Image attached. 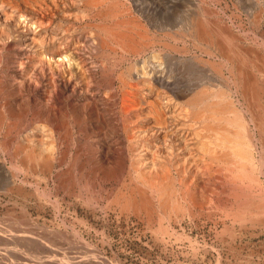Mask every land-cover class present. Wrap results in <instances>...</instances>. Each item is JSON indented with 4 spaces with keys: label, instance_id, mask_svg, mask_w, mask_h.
Segmentation results:
<instances>
[{
    "label": "rangeland",
    "instance_id": "1",
    "mask_svg": "<svg viewBox=\"0 0 264 264\" xmlns=\"http://www.w3.org/2000/svg\"><path fill=\"white\" fill-rule=\"evenodd\" d=\"M6 1L7 0L3 1L2 4L0 3L1 13L6 11L4 13L5 15L0 14L1 19L3 18V16L5 18L4 20H2V25L5 24V26L0 25V29L3 28L2 30H0V36L1 37H2V33H3V37L2 38L0 37V78H2V80H4L2 82L0 80V85H1L0 86V96H1L0 97V110H1L0 113L2 116V117L0 116L1 117L0 121L2 122V123H0L1 124L0 125V129H1L0 130V218H1L0 219V235H1L0 236V264H10V262L13 264H42V263L44 264V262H45V264H46V262L49 263L51 261L50 259H48L49 257L50 258L53 257V259H56L55 260V263H56L60 260L61 261L64 260V258L66 257V254H67V256L70 255L69 258L74 257L77 260V259L83 258V256H86L87 253L89 254V250H90L89 248H91L92 253H90L86 257H90V255H95V256H97V257H95V260L102 262V263L106 262L104 264H238V263L239 264H264V223H261L262 221L261 222L260 221L251 222L250 220H248L246 218H242V216H241L242 214L240 216L237 215V217L238 216L240 217V218L238 217L239 220H237L238 218H236V215L233 217L234 214L243 213V211L246 212V210H248L249 207L251 208L252 204L253 205H252V208L250 209V212L252 214H254L253 212H255V215L258 214L257 211H255L257 206H255L256 204H254L253 202L257 201L258 199H261L260 198L261 196H262V199H264V182H262V181H264V180H262V179H264V178H262V177H264V175L260 174L258 176V182L262 180L261 182L258 183L259 186L257 183H254L255 185L257 184L256 186L253 183L252 184L242 183V186H240V187H242L243 190H241V188L239 190L237 187V184H239V182L236 185H234V183H232L230 181L231 176H230V174H227L228 172H226L225 170H223L221 168L220 169L222 172H220V169H218L219 165L217 166V168H216V166H214V165H217L216 162H215L216 164H214V162L210 164V162L213 160L208 158L207 152H206L205 148H203L204 147L203 142H205L206 138L209 137V134L211 136L210 138H212L213 137L212 133H214V132L212 130V133H210V131H208V129H207V132H209V134L208 133L204 134L206 132L205 129L207 128L206 127L207 124L201 122V120L198 118L196 120L194 119L195 117H193V115L190 114L192 112V110H191V108H188L189 106L187 105V102H186L188 100V97H190V95L192 94V92H195L197 90L200 91V89L201 90H203V89L208 90L207 92H209V93L217 91V90L220 92H223V91L226 93L228 92V94H226V95H228L226 100L231 103L232 107L234 106V108H237V110H239L240 114H242L245 117V122H246V120L248 121V122H246V123H248V130L250 132H252L253 134H255V137H257L258 132L254 129L252 123L248 119L250 117L249 116L250 114L248 113V110L246 111V109H247V105L245 104L246 101L242 97V95L240 94L239 89H237V91L235 90L236 88L234 89L235 86H233V84H232V80H234V79L232 78V75H231L228 67H225L226 64L224 62H222L223 60L221 59V57H219V54H218L219 52L214 49L211 56H208L207 53L204 52V48L208 44L207 41L205 44V42H204L205 40H203V42H201L202 43L201 45L205 44L203 46L204 48H202V50H198L194 46V44H192L193 40H190L191 38L189 36L187 38L188 39L190 38L189 39L190 41L186 38H184V39L180 38L185 43V46H187V47H185V48H187L186 51L182 52V53L181 52L178 53L179 51L174 50L175 52H173L172 49L168 48V51L169 50L170 51L167 54L166 45L172 43L171 45L173 46V42L175 43L174 45H176V42L173 40H170V38L165 37L166 32H177V30H179L180 27H181L180 29H183V28L185 29L186 28L185 27L186 26V24H185L186 19L188 18V16L190 14L196 12V10L198 9V10H201L204 12V16H202L203 20L208 18L207 24L206 23H204V24L207 25L209 30L213 26H214L213 28L215 30L216 29L219 30L221 27H223V25H225V26L228 25L227 28L225 26L223 27L226 29V31L228 29L229 31H231L233 33V35H235V33H236L235 36H237L239 39H241V38L243 39V37L246 38V39L244 38L245 41H239V42H241L240 43L241 46H243V47L245 46L246 48L248 46V49H252L255 46L254 44H257L256 42H258L257 45L261 47L260 50L262 49L261 50L262 53H260V55L258 54L257 57L259 56L258 62H261L262 58H264V57H262V54H264V43L260 42V41H264V29H262V28H264V20H262V19H264V15H262V14L260 15V12L259 13L257 12V10H259V9L256 8L257 7L256 6V0L255 1L254 0H252V1L240 0L241 3H239V0L238 1L237 0H158L160 2H158L157 0H148V1L147 0H134V1L133 0H122V1L117 0L118 1L117 9L116 10L111 9V11L116 12L115 14L118 15L117 19L118 18L120 19V20L119 19L117 20V22L119 21V23L118 24L116 23L117 24L116 27L119 26L120 28H122L121 26H123V24H124L123 28L125 27L126 32L129 33L130 35H133L138 29H139L138 32L141 31V32H144V34L146 33V35H148L147 36L148 37V40H147L148 43L146 41L145 44H149V45H146L145 48H144V44L141 46H139L137 44V42H139V44H140L142 41L140 39L136 38L137 39L136 46L137 47L139 46L142 49L139 52H136L133 54L129 53L127 51H123L120 48L121 43L118 44L117 40H115V42L113 40V43L111 41V47L114 46L112 50L109 48L106 52L100 51L102 46L100 48L98 44L95 45L94 43H96L97 41H100V43L103 42V41H101V38L104 40H109V38L111 39V35L109 34V32H111V29L113 28L114 24H113V21L108 16H104L105 12H103V14L101 15L100 18H99V16L95 15V13L97 12V8L93 9L94 8L93 5H89V6L86 5L85 4L86 2H84L86 0H72V1H74L73 3H71L70 0H62L64 3L61 2V0H60V2L58 0H50V1H52L50 3H49V0H45V1L44 0H28V1L27 0H25V1L21 0V1H23V3H21L20 0L19 1L8 0L10 3L8 1L7 2ZM69 1H70V4H69ZM33 2H35L37 4L35 5ZM169 2H171V3H169ZM4 3H5V5H4ZM14 3L17 5V7H15L16 5L14 6ZM45 3H46V5H44ZM65 3H66V7H64ZM48 4H50L49 5L50 8L46 7V6H48ZM72 4H73V6H72ZM156 4L158 5V7H156L157 6ZM201 4H202V8L200 7ZM29 5H30V8L28 7ZM53 6H54V8H53ZM67 6H69V7H67ZM141 6H143V7H141ZM251 6H253V7H251ZM2 7H4V8H2ZM19 7H20V9H19ZM51 7H52V9H51ZM101 8L104 9V7H101ZM119 8H120L121 13L117 12L119 10ZM127 8H129L130 10ZM205 8H206V10H205ZM25 9H29V14L27 15V17H28L27 19L30 20L33 18V23H29L26 20L24 22L22 20L23 18L19 17V12L25 13L24 12ZM39 9L41 12H39L37 14L35 11H39ZM124 9H126V10H124ZM45 10H47V11L50 10V12H52V13L50 14V13H48L49 11L47 12ZM53 12H55L54 15H53ZM61 12H62V14L65 12L63 17H62ZM83 12H84V14H83ZM130 12H132V14ZM209 12L211 14H212V12H214L215 15H217V14L218 15L215 16L214 13L212 15L211 14L209 15ZM11 13H12V15H11ZM45 13H47V14H45ZM251 13L253 14V16H254V14L255 15L257 14L258 18H257V16H255L256 18H252L253 16ZM7 14H8V17H7ZM43 14L45 16H43ZM148 14H150V15H148ZM87 15H88V17H87ZM9 16H10V18H9ZM74 16H75V18H74ZM94 16H97V19ZM133 16L135 17L133 19L134 25H136L137 22L144 21L145 23L140 22L141 24L138 23L137 25L141 26V28H142V26L145 24L144 25L145 29L146 30L149 29V30L146 31L145 29H143L144 28L143 27L142 28L143 30L140 28H138V29L136 28L137 30L135 31V28H133V26H132L133 24H131L133 22L132 21ZM139 16H140V18H139ZM143 16H145V17H143ZM179 16H181V17L179 18ZM261 16H262V18H261ZM11 17H12V19H11ZM104 17H107L108 19L104 18ZM125 17H127L129 20H130L129 17H131L130 22H125L126 25H125L124 21H122L124 19L125 20L127 19ZM213 17H215V18H213ZM249 17H251L250 19H253V21L249 20ZM176 18H178V19L176 20ZM44 19L46 21L43 22ZM135 19L137 22L135 21ZM89 20L91 21L92 24L93 23L97 24V21H98V26L100 25V27H95V26H97L96 24H93V25L90 24ZM107 20H108V22L110 21L109 24L112 25V27L109 26L110 31H106V30H108L107 25H109ZM145 20L146 21L152 20L153 22L150 23V22H146ZM55 21L58 23V25L56 24ZM126 21H128V20H126ZM208 21H209V23H208ZM41 22H42V24H41ZM45 22H47L48 24H46ZM78 22H79V24H78ZM204 22H206V20ZM255 22L259 23V24H255ZM127 23H128V25H127ZM155 23H156L157 28H156V26H154ZM177 23H178V25H174ZM227 23H229V24H227ZM59 24H60V26H59ZM181 24L182 25L184 24V25L182 26ZM211 24H212V26H211ZM234 24H236V25H234ZM53 25H55V26H53ZM149 25H151V26H149ZM166 25H168V26L166 27ZM238 25L239 26L241 25V26L239 27ZM93 26H94V28H93ZM130 26H132L131 27L132 29L130 28ZM174 26H176V29ZM110 27H111V29H110ZM128 27H129V29H128ZM165 27L168 29H166ZM92 28L94 30H92ZM95 28H97V29H95ZM123 28L122 29H116L115 28V29L125 33L124 32L125 30ZM213 28H211V30H213ZM253 28H256V29H253ZM85 29H86V31L90 30V33H89V31H88V33H86ZM113 29H112V31H113ZM115 29H114V31H115ZM169 29H172V30L170 31ZM96 30L98 32V35H96L97 34V32H95ZM100 30L101 31L103 30L104 32L103 31L101 32ZM215 30H213L214 32L212 31V33L214 34V36H216V39L219 37L223 41V44L226 43V39H224V38H227V35L220 32V30L219 31L217 30L218 32L217 31L215 32ZM235 30H237V31H235ZM255 30H256V32H255ZM259 30H260V32H259ZM67 31L70 32V34L67 33ZM92 31H94V32H92ZM64 32H66V33H64ZM131 32L132 33L134 32V33L132 34ZM149 32H151L153 35H156V36H152V34H150ZM244 32L246 35L244 34ZM93 33H94V35L92 36ZM101 33H103L104 38L101 37V35H102ZM217 33H221L222 35H220V34L218 35ZM47 34L49 37L47 36ZM99 34H100V36H99ZM107 34H109L108 35L109 38H107ZM21 35H25L27 41L30 43L33 39L34 44H37V45H34V46L33 45L32 46L24 45L23 46V44L18 39V36H21ZM86 35H87V37L88 36L89 37L87 38ZM149 35L152 37L151 39L155 38L153 43H151L152 40L149 39ZM255 35H256V38L254 39ZM158 36H161V37L158 38ZM30 37H32V39ZM45 37L46 38L48 37V39H46ZM50 37H52V38H50ZM92 37H94V39L96 38V41L95 40L91 41V39H93ZM135 37H137V34H135ZM261 37H262V39H261ZM4 38H7V39H4ZM156 38H158V39H156ZM251 38L253 41L251 40ZM35 39L37 41H35ZM82 39H83V41L81 42ZM180 39H179L178 45L182 44V41ZM249 39L251 40V42ZM5 40H7V41H5ZM49 40H51V41H49ZM57 40H59V41H57ZM149 40H150V42H149ZM40 41L42 43L41 46L38 45V44H41V43H38ZM42 41H45V42L43 43ZM155 41H157V42H155ZM161 41H162V43L167 42L166 45L159 43ZM62 42H64V43L66 42V44H64ZM88 42H92V44L88 43ZM180 42H181V44H180ZM67 43H68V46H66ZM84 43H86V44H84ZM55 44H58V45H55ZM69 44H71V45H69ZM108 44H110V43L108 42ZM247 44H250V45H247ZM90 45H92V46H90ZM158 45L159 46L161 45V46L158 47ZM191 45H193L194 47L193 46L191 47ZM57 46H59V47L56 48ZM151 46L153 49L151 48ZM224 46H225V44H224ZM249 46H252V47L249 48ZM17 47H19V48H17ZM44 47H45V49H43ZM93 47H95V49H93ZM200 47H202V46H200ZM20 48H21V50H20ZM24 48H26V49H24ZM91 48L93 51H91ZM97 48H100V49L97 50ZM157 48H159V49L157 50ZM37 49L40 51H37ZM56 49H58V51H56ZM253 49H256V48L254 47ZM225 50H226V48H225ZM41 51H44V53ZM88 51H89V53H88ZM228 51H229V48L227 49V52ZM38 52L39 53L41 52V53L39 54ZM55 52H56V54L60 52L59 54H62V57H61V55L60 56L56 55ZM93 52H95L96 56H95V54H93ZM192 52L194 54H197L196 55L197 58L196 57L192 58V57H194V56H192L193 55ZM118 53H119V55H118ZM151 53L156 54V55L159 54L160 56L158 55L156 57V55H154L156 58L154 57V59H152L153 54H151ZM169 53L172 54V57ZM21 54H23V55H21ZM99 54H100V56H99ZM41 55L44 57H42ZM38 56H40V57H38ZM49 56H51V57H49ZM134 56L135 57L137 56V57L135 58ZM138 56H140V57H138ZM148 56H150V57H148ZM165 56H167V57H165ZM246 56L250 57V54H248ZM160 57H162V58L160 59ZM251 57H253L252 54H251ZM50 58H53V59H50ZM157 58H159V59H157ZM173 59H175V61ZM182 59H183V62H182ZM198 59H200V61ZM201 59L203 60L202 62H201ZM188 60H190V61H188ZM207 60L210 61L211 63H207ZM15 61H17V62H15ZM105 61H106V63H105ZM109 61H110V63H109ZM214 61H216V62H214ZM220 61L224 64L221 65L222 63ZM18 62H19V64L21 62L22 65H18ZM216 63L217 64L221 63L220 64L221 67H219ZM215 64H216V66H215ZM144 65H146V66H144ZM105 66H106V69H105ZM211 66L212 67L214 66L213 68L216 67V69H218V70L221 69L222 71L217 72V70L213 69ZM222 66H223V68H222ZM217 67H219V68H217ZM224 67L228 70L224 69ZM110 68H111V70H110ZM163 68H164V70H162ZM111 71H113V72H111ZM225 71H227V72H225ZM108 72H110L109 75H108ZM139 74L141 76L140 79H143L146 77L145 83L148 86L146 85L145 88H151L152 87L154 89L153 94L148 93L146 90H141V89L139 90V87H141L139 82H138L140 80V79L138 80ZM157 74H158V77H157ZM211 75H213L214 77ZM215 75H216V77H215ZM230 75H231V77H230ZM128 76H129V79H128ZM142 76H144V77H142ZM228 76L232 79L230 80V78ZM13 78L17 81V83H16V81H13V82H15V84L12 82V80H14ZM90 78H92V79H90ZM106 78L109 79L111 82L109 80H107ZM134 78H136V79L134 80ZM9 79H10V81H9ZM17 79H19V80H17ZM149 80H152V81L149 82ZM7 81L10 82V84ZM18 81H20V82H18ZM106 81H109L111 85L109 84V82H106ZM130 81H131V83H128ZM159 81H160V83H159ZM133 82H134V85H132ZM136 82H138V83H136ZM19 83H20V85H19ZM135 83H136V85H135ZM166 83H167V85H166ZM7 84H9V85H7ZM137 84H139V86ZM151 85H154V86H151ZM215 85L216 86L218 85V86L216 87ZM220 85L222 86V88L224 90L221 88ZM50 86H51V88H50ZM111 86H113V87H111ZM133 86H134V88H132ZM137 86H138V88H137ZM211 87H212V91L210 92L209 90L211 89ZM13 88L14 89L16 88L18 90H16V89L14 90ZM128 88H129V90H127ZM225 88H227L229 90H227ZM156 90H157V92H156ZM111 92H113V93H111ZM126 92H133V93L129 94ZM143 93H144V95H143ZM231 95H232V97H230ZM155 96H157V98H158V99L156 98V101H154ZM236 97H237V100H236ZM241 99H242V101H241ZM123 100L126 101L125 104L122 103ZM149 100H151V101H149ZM162 101H164V102L166 101L165 102L166 104ZM158 102H160V104ZM237 102L239 103L238 106L236 105ZM128 103L132 104V105H128ZM11 105H12V107H10ZM134 106H135V108H134ZM148 106H150V109H148L149 108ZM182 106H183V108H182ZM128 108H132V109H128ZM178 108H180V109H178ZM165 109H166V111H165ZM173 109L174 110L176 109V110L174 111ZM158 110H160V111L156 112ZM151 111H153V113ZM169 111H170V113H169ZM171 111H172V113H171ZM2 113H4V114H2ZM57 113L59 116L57 115ZM172 114H173V117H172ZM17 115H19V117ZM187 115H189V116L187 117ZM139 116H140V118H139ZM135 117H138V119H136ZM174 117L176 120L174 119ZM183 117H186V118H183ZM156 118H158L160 121H158V119H156ZM180 118L181 119L183 118V119L180 120ZM53 119H55V123H54V121H52ZM191 119L195 120V121H192ZM156 121H157V123H156ZM165 121H166V124L164 123ZM185 121H187V122H185ZM61 122H63V123H61ZM160 122H161V124H160ZM9 123H11V124L9 125ZM125 123L127 124V126L125 125ZM57 124H58V126H57ZM140 124L144 125L142 127V129L139 128ZM156 124H158L161 127L163 126L164 128L166 127L165 132H163V130H164L163 128L156 127V126H158ZM163 124H165V126ZM203 124H205V125H203ZM183 125H184V127H183ZM12 126L13 127L16 126L17 129H15V127H14V129L11 128ZM135 126H136V128H135ZM145 126H146V128H145ZM185 126H188V127H185ZM203 126H205V127L203 128ZM213 126H216V125H214V123L208 124L209 130L211 127L213 128ZM41 127H43V128H41ZM137 127L139 130L137 129ZM169 127H171V128H169ZM179 127H181V128H179ZM10 128L13 129V131L11 130L9 133L7 131H9ZM52 128H54V129H52ZM153 128H156V129L160 128V129H158L159 130L158 131V130L153 129ZM2 129H5L7 131L2 130ZM57 129H59V130L57 131ZM130 129L133 130L132 133L130 132L131 131ZM144 130L146 131V134H144L145 133ZM199 130H201V132ZM134 131L138 132V133H135ZM11 132L14 134H12ZM66 132H68V135ZM129 132L131 135L137 134L138 137L140 136V133H141V136L139 138L137 137L138 140L133 139L131 142H129L127 140V135H126ZM167 132H169V133H167ZM172 132H174V133L172 134ZM189 132L191 133V135ZM183 133L186 135H184ZM195 133L197 135H200L201 133L202 134H201V136H196ZM260 133H259V135H260ZM170 134H171V136H170ZM180 134H181V136H183L182 138H179ZM146 135L147 136L149 135V136L147 137ZM163 135L164 136L166 135L167 137L166 136H165L166 138L162 137ZM176 135H179V137ZM189 135H190L191 139L188 137ZM204 135H205V137H206V135H208V137L204 138ZM18 136H19V138H18ZM261 136H264V135L261 134ZM6 138H7V140H6ZM26 138H27V140H26ZM202 138H204V139L202 140ZM39 139L41 140V142L39 141ZM55 139H57V140L52 141ZM160 139L162 141L164 140L165 144L162 143V141ZM185 139L189 140V141H186ZM257 139L258 138H256L255 140L253 139L254 143L259 144V146L257 144L258 147L256 146V150H254V151H256L255 156L257 155V152L259 149L264 148V144H262L264 142L259 141L261 143L260 144L259 142H257L258 141ZM262 139H264V137H262ZM208 140L209 139H207V141ZM196 141H197V144L195 143ZM199 141H201V142L203 141V142L201 143ZM29 142L33 146L36 143H38V144H36L34 146L36 148H34V147H32L31 144L29 145ZM54 142H56V143H54ZM173 142H175L174 145H173ZM4 143H6L7 145ZM17 143L26 144L25 148H26L27 153L25 151V148L23 149V145H21V144H18V145H21L20 146L21 149L19 148V146H17L19 149L16 148L15 145H17ZM153 143H154V145H151ZM157 143H158V145H157ZM184 143H187V144L184 145ZM3 144L6 147H4ZM39 144L41 146H39ZM49 144L50 145L52 144V146H53V149H52L53 151L50 153H49V151H51L52 146H49ZM132 144L133 145L135 144L134 145L135 147ZM155 144L157 147L155 146ZM159 144H162V145H160V147H159ZM163 144L166 146V148H168L167 150H164L165 146L163 148L162 147ZM189 144H190V146H189ZM195 144L197 145V147L195 146ZM200 144H203V146ZM141 145L145 149L142 148ZM136 146L137 147L139 146V148H137ZM176 146L177 147L179 146V148H177ZM182 146H183V149H182ZM260 146H262V148ZM2 147L4 148V151H3ZM13 147L15 148V150L12 149ZM31 147H32V149H31ZM37 147H40V148H37ZM44 147L45 148L47 147L46 150L44 149ZM198 147L200 148V151L203 149L202 150L203 153L198 151L199 150ZM28 148L30 150V153L36 152V153H34V155L32 154L31 157H29L30 153H28ZM96 148L99 150H96ZM136 148L138 151L136 150ZM22 149L24 152L22 151L20 153V150H22ZM146 149H148V150H146ZM175 149L178 152L175 151ZM18 150H19V153H18ZM56 150L59 151V154H58V151H56ZM133 150H135L137 152H133ZM144 150L149 151V152L146 153V151H144ZM13 151H17V152H13ZM43 151H45V152H43ZM54 151H56V152H54ZM129 151H130V154H129ZM139 151L141 153H139ZM164 151H166V152H164ZM217 151H218V149L214 152H217ZM41 152H43V153H41ZM191 152H193V153H191ZM11 153H13V154L17 153V154H16V156H13V154H11ZM45 153H46V156L49 154L47 157V158H49L48 160L45 159L46 158ZM189 153L192 154L191 155L192 157L190 156ZM19 154L21 156H19ZM42 154H44V156ZM178 154L180 156H178ZM36 155H38V156H36ZM39 155L41 157L42 156L43 157L41 158ZM33 156L35 158L37 157L38 160L36 161V159H35L31 165L30 162L33 161V159H34ZM63 156H65V158H63ZM200 156H203V157H200ZM20 157L22 158L21 161L22 160L26 161L29 157V159L27 160L28 162L26 161L25 163H23L26 166H22L23 164H21V163L23 161L19 162L18 159H20ZM39 157H40V159H39ZM51 157H53V158H51ZM179 157H180V159H179ZM194 157H195V159H194ZM184 158H185V160H184ZM202 158H204V159H202ZM56 159H58V160L56 161ZM144 159L145 160L147 159L146 160L147 162L146 161L144 162ZM169 159H170V162H169ZM191 159H192V162L190 163ZM137 160H138V163L140 162L139 164H137ZM151 160H153V162ZM182 160H184L183 161L184 165L182 164L183 166H180ZM187 160H189V161H187ZM38 161H39V163H38ZM42 162L43 163L46 162V164L44 165V164H42ZM175 162H178V163H175ZM187 162H189L188 163L189 165L186 164ZM201 162H204V163H201ZM206 162L207 163L209 162L208 164H210L211 166L206 164ZM134 163H136V164H134ZM174 164H179L178 167H180V168H178ZM204 164L208 165L207 168ZM138 165H139V167H138ZM152 165H154V167ZM159 165H160V167H159ZM192 165H194V166H192ZM196 165L200 169L202 166V170L197 169V168L195 170L194 167H196ZM28 166L32 169H29ZM42 166H43V169H42ZM150 166H152L151 167L152 169H150ZM190 166L192 167V169L189 170ZM14 167L17 170H15ZM47 167H49V168H47ZM80 167L82 168V170ZM134 167H135V169H134ZM146 167L150 170V172H148L149 171L148 169H147V172L145 171ZM165 167H166V170H168V171L164 170ZM183 167H185V168H183ZM204 167H205V169H203ZM181 168H183V169H181ZM212 168L214 171H212ZM47 171H48V173H47ZM137 171H139L140 173ZM142 171H145L146 173L145 172L142 173ZM193 171H194V173H193ZM202 171H204L203 176L201 174ZM208 171L210 173H208ZM211 171L214 173H212ZM67 172H69V173H67ZM177 172H179L180 175ZM195 172H196V175H194ZM223 172L224 173L226 172V173L224 174ZM11 173H12V175H10ZM138 173L142 176H145V175L147 176V174L150 175L147 177H148V179L151 177L152 181L150 179H149L150 180L149 181L145 177L146 182L142 181L143 183L141 185V183H139V182H141L140 180H142L144 178L141 179L138 176H136ZM116 174H118V176ZM159 174L162 175V178H161V176H159ZM170 174H172V175H170ZM189 174H191V175L189 176ZM168 175H169V180L171 182L168 181ZM225 175H227V176H225ZM155 176H157V177H155ZM198 176H200L201 178L198 179ZM60 177H61V179H60ZM114 177H116V179ZM178 177H180V178H178ZM217 177H219V178H217ZM57 178H58V180H57ZM154 178H156V180ZM214 178H216V179H214ZM87 179H88V181H87ZM67 180H70V181L67 182ZM154 180H155V182H154ZM162 180H163L164 184H166L165 185L166 187H169L170 190L173 187V190H174L173 192H171L172 193L171 195L174 197H172V196L170 197L169 195L167 197H170L172 201L175 200L177 202V203L172 202L171 200L167 201V204H165L167 209L165 206H164L165 209H163V207L160 205L161 203L159 202V199H156L157 196L153 195L152 193H151L152 194L151 195L149 193L152 191L153 188H155L156 185L161 184L159 182H162ZM176 180H177V182H180V183L175 182ZM185 180H187V181H185ZM206 180L207 181L209 180V181L207 182ZM226 180H228L229 182ZM57 181H59L60 183L59 182L57 183ZM65 181H66V183H65ZM172 181H174V182H172ZM167 182L170 183V186H167L168 185ZM137 183H138V185L140 184L139 187L142 188V191L145 193V195H147V198L150 197V199L148 198V200H150V201H149V203H147L148 205H146V206H144V205L142 206L141 202L139 201V200H143L144 195H142V192H141V195L139 194L140 196L137 193L134 194L135 196L131 194L132 190H130V189L134 190V187L137 186L136 185ZM172 183H174V184H172ZM84 184H85V186H84ZM150 184L152 185V188H151ZM222 184H225L226 187H225V185H222ZM245 184H247V185H245ZM228 185H230V186H228ZM232 185H234L233 189H236L235 191H238V192H236L237 194L239 193V191H241L240 196H238L239 194L238 195L236 194V196H235L236 200L233 197L235 191L234 190L231 191ZM251 185H253V186H251ZM146 186H148V187H146ZM149 186H150V188H149ZM245 186H247L248 188L249 187H251V188L248 189ZM257 186H258V189H256ZM215 187H216V189H215ZM178 188H181V189H179V191H178ZM228 188L230 191H228ZM170 190L166 191L167 193L165 195L169 194ZM215 190H216V192H215ZM251 190H252V192H250ZM256 190H257V192H255V194H253L254 191H256ZM261 190H262V192H261ZM23 191L25 194H23ZM211 191H212V193H211ZM223 191L225 193H222ZM242 191H244L245 193H243ZM174 192H175V194H174ZM230 192L232 195L230 194ZM120 193H121V195H120ZM125 194L128 196H126ZM179 194H180V196H178ZM258 194H260L261 196ZM242 195H244V196H242ZM247 195H249V197H251V199L250 198L245 199V197L246 198L248 197ZM253 195H255V197L258 199L252 197ZM132 196H134L136 198V199L133 198L135 201L131 200ZM151 196L153 198H151ZM176 196L178 197V199ZM210 196H211V199H210ZM216 196L217 197L219 196L218 197L219 199L216 198ZM179 197L181 199H179ZM232 197L235 200V203H236V201L237 202L239 201V204L238 203L235 204L233 202L234 200H232ZM183 198H185V199H183ZM239 198L243 199L245 202H243ZM253 198H254V200H253ZM129 199L131 200L132 204H134L133 202H136V204L138 202L137 206H135L136 208L134 207L135 209H132L133 205L131 206L130 202L126 203L128 208H125L124 203H125V201L127 202V200H129ZM216 199H218V200H216ZM121 200H123V201H121ZM145 200H146V198H145ZM181 200H182V202H181ZM196 200H198V202ZM248 200H249V203L251 202L250 204L247 203ZM221 201L224 203L226 202V203L222 204ZM261 201H264V200H261ZM172 203H175V205H177V207ZM244 203H246V204H244ZM255 203H258V201ZM128 204H130V205H128ZM170 204L173 206L171 207ZM194 204H196V205H194ZM122 205H124L123 208H122ZM240 206H242V207H240ZM129 207H131V208H129ZM138 207L139 208L141 207V209H139ZM146 207H147V209L150 208V211L148 210V212H147V210L145 209ZM173 207L177 208V209L179 208L180 211H181V208L183 210V207H184V210L181 212H177V209L176 210L173 209V211H172ZM152 208L156 209L157 211L154 209L152 210ZM158 208L161 210H159ZM130 209H132V210H130ZM144 209L146 211H144ZM163 210H164V212H163ZM131 211H133V212H131ZM151 211H152V213H151ZM154 211H155V213H154ZM171 211L173 213H170ZM262 211H264V210H262ZM140 212H142V213H140ZM261 212L259 211V213H261ZM226 213H227V215H225ZM147 214L150 218H148ZM151 214L153 215L154 220H153L152 216H150ZM157 214H158L159 218L161 216L160 219L158 217H156ZM164 214H166V215H164ZM262 217H264V216H262ZM157 218H158V220H157ZM162 218H163V220H162L163 222H161ZM222 219H223V222H222ZM242 220H245V221H242ZM230 221H231V223H230ZM249 222H251V224H254V225L249 224ZM225 224L227 226V228H226L227 230L224 228ZM238 224H240V225H238ZM245 224H246V227L244 226ZM28 225H29V227H28ZM158 225L160 226L159 228H158ZM164 225H165V227H164ZM164 228H165V230H164ZM27 231H30V233ZM155 231H156V233H155ZM19 232H21V233L23 232L22 235L19 234ZM164 232H166V234H164ZM158 233H159V235H161V233H163V234L161 236H159V235H157ZM153 234L156 235L157 237L156 236L153 237ZM23 235L29 236L28 238H30L31 240L20 239V237H22ZM77 237H78V239H77ZM50 239H52V240H50ZM158 239H159V242L157 241ZM48 240L50 242L51 241L52 242L50 243ZM165 240H166V242H164ZM72 241H73V243H72ZM74 241H76V242H74ZM79 242H81V243H79ZM64 245H65V247H64ZM8 246H9V248H8ZM15 248H17V249H15ZM54 249L57 251H55ZM21 250L23 252H20ZM29 250H31V251H29ZM2 253H4V254H2ZM8 253H10V254H8ZM69 253H71V254H69ZM27 255L28 256L30 255V256L28 257ZM34 256H36V257H34ZM45 256H49V257H45ZM39 257L41 260H39ZM60 257H62V258H60ZM29 258H30V260H29ZM34 258H36V263H35ZM69 258L66 257V259H69ZM91 259H94V257H92ZM102 259H105L106 261L102 260ZM19 261H21V262L19 263ZM53 263H54V260L52 261V264ZM58 263H60V262H58ZM49 264H51V263H49ZM98 264H100V263H98Z\"/></svg>",
    "mask_w": 264,
    "mask_h": 264
},
{
    "label": "bare ground",
    "instance_id": "2",
    "mask_svg": "<svg viewBox=\"0 0 264 264\" xmlns=\"http://www.w3.org/2000/svg\"><path fill=\"white\" fill-rule=\"evenodd\" d=\"M3 1H5V0H0V3L2 4L3 3ZM8 1V0H7ZM6 1V2H7ZM16 1H19V0H16ZM21 1V0H20ZM25 1V0H24ZM28 1V0H27ZM45 1V0H44ZM59 2H60V0H58ZM71 1V3H73L74 1H72V0H70ZM70 1H69V4H70ZM122 1V0H121ZM134 1V0H133ZM148 1V0H147ZM158 1V0H157ZM238 1V0H237ZM250 1H252V0H250ZM255 1V0H254ZM9 2V1H8ZM37 2V1H36ZM50 2H52V1H50L49 0V3ZM61 2H63L62 0H61ZM83 2V1H82ZM84 2H86L85 4L86 5H93L94 6V8L93 9H96L97 8V12L95 13V15H97V16H99V18L101 17V15L103 14V12H105L104 13V16H108L112 21H113V24H114V26H113V28L115 27L116 29H122L123 28V26H124V24H123V26H121L122 28H120L119 26H117L116 27V25L119 23V21L117 22V20L119 19H117V17H118V15L117 14H115L116 12H114V11H111V9H114V10H116L117 9V7H118V1L117 0H86V1H84ZM129 2V1H128ZM141 2V1H140ZM144 2V1H143ZM152 2V1H151ZM155 2V1H154ZM158 2H160V1H158ZM172 2V1H171ZM171 2H169V3H171ZM203 2V1H202ZM216 2V1H215ZM10 3V2H9ZM21 3H23V1H21ZM35 5L37 4V3H35V2H33ZM47 3V2H46ZM46 3L44 4V5H46ZM64 3V2H63ZM67 3V2H66ZM66 3H65V6L64 7H66ZM218 3V2H217ZM239 3H241V1L239 0ZM251 3V2H250ZM27 4V3H26ZM32 4V3H31ZM56 4V3H55ZM158 4V3H157ZM156 4V5H157ZM4 5H5V3H4ZM16 4L14 3V6H15ZM19 5V4H18ZM25 5V4H24ZM23 5V6H24ZM50 4H48V6H46V7H49L50 8V6H49ZM52 5V4H51ZM68 5V4H67ZM123 5V4H122ZM133 5V4H132ZM137 5V4H136ZM147 5V4H146ZM197 5V4H196ZM195 5V6H196ZM245 5V4H244ZM12 6V5H11ZM13 6V7H14ZM20 6V5H19ZM70 6V5H69ZM69 6H67V7H69ZM72 6H73V4H72ZM71 6V7H72ZM92 6V7H93ZM207 6V5H206ZM209 6V5H208ZM243 6V5H242ZM256 8L257 9H259V10H257V12L259 13L260 12V15L262 14V15H264V0H256ZM15 7H17V5L15 6ZM29 8H30V5L28 6ZM40 7V6H39ZM58 7V6H57ZM62 7V6H61ZM101 7H104V9L103 8H101ZM126 7V6H125ZM139 7V6H138ZM141 7H143V6H141ZM156 7H158V5L156 6ZM164 7V6H163ZM191 7V6H190ZM198 7V6H197ZM196 7V8H197ZM200 7L202 8V4L200 5ZM210 7V6H209ZM212 7V6H211ZM249 7V6H248ZM251 7H253V6H251ZM2 8H4V7H2ZM1 8V9H2ZM36 8V7H35ZM45 8V7H44ZM53 8H54V6H53ZM135 8V7H134ZM155 8V7H154ZM255 8V9H256ZM8 9V8H7ZM19 9H20V7H19ZM41 9V8H40ZM40 9H39V11H35L37 14L39 13V12H41L40 11ZM51 9H52V7H51ZM50 9V10H51ZM56 9V8H55ZM127 9H129V8H127ZM169 9V8H168ZM209 9V8H208ZM35 10V9H34ZM50 10H45V11H47L48 13H52V12H50ZM61 10V9H60ZM64 10V9H63ZM88 10V9H87ZM124 10H126V9H124ZM130 10V9H129ZM128 10V11H129ZM183 10V9H182ZM198 10V9H197ZM196 10V12H194V13H192V14H190L189 16H188V18L186 19V28L184 29H180L179 28V30H177V32H166L165 33V37L166 38H170V40H173V41H175L176 42V45H174L175 43L173 42V46L171 45V44H167L166 45V43L167 42H164V43H162V41L161 42H159V43H162V44H165L166 45V47H167V54H168V52L170 51H168V48L169 49H172V51L173 52H175V51H179L178 53H182V52H185L186 51V49L187 48H185V47H187V46H185V43L181 40L182 38L184 39V38H186V39H188L187 37L189 36L190 38V40H193L192 41V44H194V46L198 49V50H202V48H204L203 46L206 44V41L208 42V44H207V46H205V48H204V52H206L207 53V55L208 56H211L212 55V52L214 51V49L216 50V51H218L219 53V57H221V59L223 60L222 62H224L225 64H226V66L225 67H228V69H229V71H230V73H231V75H232V78L234 79V80H232V84H233V86H235L234 87V89L237 91V89H239V91H240V94L242 95V97L245 99V101H246V105H247V109H246V111L248 110V113L250 114L249 116V120H250V122L252 123V125H253V127H254V129L258 132V136L257 137H255V134H253L252 132H250L249 130H248V123H246V122H248L247 120H246V122H245V117L242 115V114H240V112H239V110H237V108H234V106L232 107L231 106V103L229 102V101H227L226 100V98L228 97V95H226V94H228V92L226 93V92H220V91H214V92H211L212 91V87H211V89L209 90L211 93H209V92H207L208 90H201L200 89V91L199 90H197V91H195V92H192V94L190 95V97H188V100L186 101L187 102V105L189 106L188 108H191V110H192V112L190 113V114H192L193 115V117H195L194 119L196 120L197 118L198 119H200L201 120V122H203V123H206L207 125H206V129H205V133L204 134H209V132H207V129H208V131H210V133H212V130H213V132L214 133H212L213 135V137L212 138H210L211 136H210V134H209V137H208V135H206V137H208V138H206L205 137V135H204V138H206V140H205V142L207 141V139H209L206 143L205 142H203V144H204V147L203 148H205V150H206V152H207V155H208V158L209 159H211V160H213V161H211L210 162V164L211 163H213L214 162V164H216L217 163V165H214V166H216V168H217V166L219 165V168L218 169H223V170H225L226 172H228L227 174H230V176H231V179H230V181L232 182V183H234V185H236L238 182H239V184H237V187H238V189L240 190V188H241V190H243L242 189V187H240V186H242V183H248V184H254V183H259V182H261L262 180H264V179H262L261 181H259L258 182V176L260 175V174H262V175H264V148H262V146H260L262 149H257L258 150V152H257V155L255 156V152L256 151H254V150H256V146H257V144L258 143H254V141H253V139L255 140L256 138H258L257 140V142H264V139H262V137H264V136H261V134L262 135H264V58H262V60H261V62H258V58H259V56L257 57V55L259 54L260 55V53H262L261 52V50H260V46H258L257 44H258V42H256L257 44H254L255 46V48L256 49H248V46H247V48L244 46H241V42H239V41H245V37H243V39L241 38V39H239L237 36H235L236 35V33H235V35H233V33L231 32V31H229L228 29H227V31H226V29L225 28H223L225 25H223V27H221L219 30H220V32H222V33H224V34H226L227 35V38H224V39H226V43H224L225 44V46H224V44H223V41L218 37L217 39H216V36H214V34L212 33V31L213 30H215L213 27H211V28H213V30H211V28H210V30H209V28L207 27V19H205L206 20V22H204L205 20H203V18H202V16H204V12L203 11H201V10H198L197 11ZM205 10H206V8H205ZM10 11V10H9ZM12 11V10H11ZM52 11V10H51ZM62 11V10H61ZM86 11V10H85ZM108 11V12H107ZM123 11V10H122ZM141 11V10H140ZM151 11V10H150ZM158 11V10H157ZM161 11V10H160ZM6 12V11H5ZM5 12H3V13H1V11H0V14H2V15H5L4 13ZM24 12L25 13H21V12H19V17H22L21 19L25 22V20L27 21V22H29V23H33V18L32 19H27L28 17H27V15L29 14V9H25L24 10ZM34 12V13H35ZM117 12H120V8H119V10L117 11ZM127 12V11H126ZM153 12V11H152ZM208 12V11H207ZM256 12V13H257ZM35 13V14H36ZM44 13V12H43ZM54 13L55 12H53V15H54ZM67 13V12H66ZM87 13V12H86ZM121 13V12H120ZM131 14H132V12H130ZM180 13V12H179ZM214 12H212V14H213ZM17 14V13H16ZM45 14H47V13H45ZM61 14H62V12H61ZM64 14H65V12L62 14V17L64 16ZM81 14V13H80ZM79 14V15H80ZM83 14H84V12H83ZM119 14V13H118ZM130 14V15H131ZM139 14V13H138ZM143 14V13H142ZM207 14V13H206ZM205 14V15H206ZM211 13L209 12V15H210ZM211 14V15H212ZM217 14V13H216ZM222 14V13H221ZM252 14V13H251ZM11 15H12V13H11ZM15 15V14H14ZM74 15V14H73ZM78 15V14H77ZM76 15V16H77ZM125 15V14H124ZM123 15V16H124ZM128 15V14H127ZM134 15V14H133ZM144 15V14H143ZM148 15H150V14H148ZM214 15H215V13H214ZM218 15V14H217ZM217 15H215V16H217ZM220 15V14H219ZM37 16V15H36ZM43 16H45L44 14H43ZM66 16V15H65ZM97 16H94L96 19H97ZM121 16V15H120ZM126 16V15H125ZM135 16V15H134ZM132 17V23L131 24H133L132 26H133V28H135V31L138 29V28H140V29H142L143 27V29H145V24L142 26V28H141V26H139V25H137L138 23H140V22H137L136 21V19H135V21L137 22V24L136 25H134V18L136 17ZM142 16V15H141ZM165 16V15H164ZM252 16H253V14H252ZM255 16H257V14L255 15L254 14V16L252 17V18H256ZM7 17H8V14H7ZM13 17V16H12ZM12 17H11V19H12ZM42 17V16H41ZM53 17V16H52ZM60 17V16H59ZM73 17V16H72ZM85 17V16H84ZM83 17V18H84ZM87 17H88V15H87ZM143 17H145V16H143ZM150 17V16H149ZM161 17V16H160ZM171 17V16H170ZM181 16H179V18H180ZM184 17V16H183ZM212 17V16H211ZM210 17V18H211ZM9 18H10V16H9ZM49 18V17H48ZM74 18H75V16H74ZM73 18V19H74ZM94 18V19H95ZM104 18H107V17H104ZM125 18H127V17H125ZM130 18V20H131V17H129ZM139 18H140V16H139ZM213 18H215V17H213ZM220 18V17H219ZM229 18V17H228ZM251 17H249V20H252L253 21V19H250ZM257 18H258V16H257ZM261 18H262V16H261ZM5 18H4V16H3V18L1 19V17H0V25L1 26H5V24H3L2 25V20H4ZM20 19V18H19ZM72 19V20H73ZM108 19V18H107ZM124 19V18H123ZM171 19V18H170ZM178 18H176V20H177ZM18 20V19H17ZM71 20V21H72ZM83 20V19H82ZM104 20V19H103ZM120 20V19H119ZM126 20H128V21H126ZM124 19V20H122V21H124V23L125 22H130V20L127 18V19ZM138 20V19H137ZM154 20V19H153ZM203 20V21H202ZM211 20V19H210ZM215 20V19H214ZM262 20H264V19H262ZM44 21H46L45 19L43 20V22ZM74 21V20H73ZM77 21V20H76ZM90 21V20H89ZM100 21V20H99ZM106 21V20H105ZM146 21V20H145ZM172 21V20H171ZM222 21V20H221ZM230 21V20H229ZM251 21V22H252ZM13 22V21H12ZM15 22V21H14ZM26 22V23H27ZM56 22V21H55ZM62 22V21H61ZM107 22H108V20H107ZM110 22V21H109ZM109 22H108V24H109ZM135 22V23H136ZM142 22H144V21H142ZM141 22V23H142ZM146 22H153L152 20H150V21H146ZM218 22V21H217ZM234 22V21H233ZM250 22V21H249ZM46 24H48L47 22H45ZM52 23V22H51ZM50 23V24H51ZM65 23V22H64ZM71 23V22H70ZM81 23V22H80ZM100 23V22H99ZM117 23V24H116ZM140 23V24H141ZM145 23V22H144ZM159 23V22H158ZM163 23V22H162ZM184 23V22H183ZM204 23H206V24H204ZM208 23H209V21H208ZM220 23V22H219ZM232 23V22H231ZM16 24V23H15ZM18 24V23H17ZM41 24H42V22H41ZM40 24V25H41ZM49 24V25H50ZM55 24V23H54ZM56 24L58 25V23L56 22ZM67 24V23H66ZM78 24H79V22H78ZM90 24H92L91 23V21H90ZM93 24H96V23H93ZM92 24V25H93ZM107 24V23H106ZM171 24V23H170ZM227 24H229V23H227ZM255 24H259V23H256L255 22ZM36 25V24H35ZM44 25V24H43ZM42 25V26H43ZM97 26H95V27H100V25L98 26V21H97V24H96ZM125 25H126V23H125ZM127 25H128V23H127ZM148 25V24H147ZM173 25V24H172ZM174 25H178V23L177 24H174ZM182 25V24H181ZM184 25V24H183ZM182 25V26H183ZM209 25V24H208ZM233 25V24H232ZM234 25H236V24H234ZM8 26V25H7ZM20 26V25H19ZM34 26V25H33ZM32 26V27H33ZM53 26H55V25H53ZM59 26H60V24H59ZM65 26V25H64ZM82 26V25H81ZM87 26V25H86ZM89 26V25H88ZM94 26H93V28H94ZM102 26V25H101ZM108 26V30H106V31H110L109 30V26H111L112 27V25H107ZM132 26H130V28L132 27ZM135 26V27H134ZM149 26H151V25H149ZM148 26V27H149ZM154 26H156V23H155V25ZM168 25H166V27H167ZM211 26H212V24H211ZM220 26V25H219ZM228 26V25H227ZM227 26H225L226 28H227ZM239 26V25H238ZM237 26V27H238ZM241 26V25H240ZM239 26V27H240ZM48 27V26H47ZM83 27V26H82ZM103 27V26H102ZM111 27H110V29H111ZM119 27V28H118ZM159 27V26H158ZM165 27V28H166ZM175 27V29H176V26H174ZM179 27V26H178ZM46 28V27H45ZM62 28V27H61ZM73 28V27H72ZM71 28V29H72ZM92 28V30H94ZM112 28V29H113ZM114 28V29H115ZM137 28V29H136ZM147 28V27H146ZM154 28V27H153ZM152 28V29H153ZM156 28H157V26H156ZM230 28V27H229ZM235 28V27H234ZM3 29V28H2ZM2 29H0V30H2ZM12 29V28H11ZM36 29V28H35ZM52 29V28H51ZM95 29H97V28H95ZM100 29V28H99ZM98 29V30H99ZM102 29V28H101ZM105 29V28H104ZM103 29V30H104ZM112 29H111V32H109V34L111 35V39L108 37V35L109 34H107V38H109V40H104V39H102L101 37H103L104 38V35H103V33H101L102 35H101V41H103V42H101L100 43V41H97L96 43H94L95 45L96 44H98L99 45V47L101 48V46H102V48H101V50L100 51H104V52H106L109 48L112 50L113 49V47H111V41H112V43H113V40H114V42H115V40H117V42H118V44L119 43H121L120 44V48L123 50V51H127V52H129V53H136V52H139L142 48H140L139 46H141V45H143L144 44V48H145V46L146 45H149V44H145L146 43V41L148 40V35H146V33L144 34V32H138V30L133 34L132 32V34L133 35H130L129 33H127L126 32V29H125V27L123 28L125 31V33H123L122 31H118V30H116L115 29V31H114V29H113V31H112ZM128 29H129V27H128ZM132 29V28H131ZM142 29V30H143ZM155 29V28H154ZM162 29V28H161ZM166 29H168V28H166ZM225 29V30H224ZM231 29V28H230ZM240 29V28H239ZM253 29H256V28H253ZM258 29V28H257ZM262 29H264V28H262ZM29 30V29H28ZM60 30V29H59ZM66 30V29H65ZM102 30V31H103ZM146 30V29H145ZM144 30V31H145ZM147 30H149V29H147ZM146 30V31H147ZM151 30V29H150ZM170 31L172 30V29H169ZM218 29H216L215 30V32L217 31ZM218 30V31H219ZM57 31V30H56ZM63 31V30H62ZM85 31H86V29H85ZM89 31V33H90V30H88ZM88 31H86V33H88ZM101 31V30H100ZM101 31V32H102ZM155 31V30H154ZM161 31V30H160ZM159 31V32H160ZM167 31V30H166ZM179 31V32H178ZM217 31V32H218ZM235 31H237V30H235ZM239 31V30H238ZM4 32V31H3ZM33 32V31H32ZM61 32V31H60ZM92 32H94V31H92ZM95 32H97V30L95 31ZM104 32V31H103ZM156 32V31H155ZM181 32V33H180ZM214 32V31H213ZM242 32V31H241ZM240 32V33H241ZM253 32V31H252ZM255 32H256V30H255ZM259 32H260V30H259ZM57 33V32H56ZM62 33V32H61ZM64 33H66V32H64ZM67 33H69L70 34V32H68L67 31ZM85 33V34H86ZM100 33V32H99ZM106 33V32H105ZM150 34H152L151 32H149ZM251 33V32H250ZM5 34V33H4ZM84 34V35H85ZM96 34V33H95ZM135 34H137V37H135ZM216 34V33H215ZM218 35L220 34V35H222L221 33H217ZM239 34V33H238ZM244 34H245V32H244ZM248 34V33H247ZM252 34V33H251ZM255 34V33H254ZM6 35V34H5ZM9 35V34H8ZM7 35V36H8ZM34 35V34H33ZM41 35V34H40ZM52 35V34H51ZM50 35V36H51ZM65 35V34H64ZM91 35V34H90ZM94 35V33L92 34V36ZM96 35H98V32H97V34ZM217 35V36H218ZM246 35V34H245ZM12 36V35H11ZM37 36V35H36ZM47 36H48V34H47ZM57 36V35H56ZM77 36V35H76ZM75 36V37H76ZM99 36H100V34H99ZM106 36V35H105ZM152 36H156V35H153L152 34ZM259 36V35H258ZM257 36V37H258ZM1 37V36H0ZM2 37H3V33H2ZM1 37V38H2ZM17 37V36H16ZM49 37V36H48ZM48 37L46 38V39H48ZM53 37V36H52ZM52 37H50V38H52ZM86 37H87V35H86ZM89 37V36H88ZM87 37V38H88ZM161 36H158V38H160ZM164 37V36H163ZM162 37V38H163ZM31 39H32V37H30ZM54 38V37H53ZM70 38V37H69ZM80 38V37H79ZM93 39H91V41L93 40H95L96 41V38L94 39V37H92ZM106 38V39H107ZM117 38V39H116ZM136 38H138V39H140L142 42V44L140 43L139 44V42H137V44L139 45L138 47L136 46V41H137V39ZM152 37L149 35V39H151ZM158 38H156V39H158ZM161 38V39H162ZM181 38V39H180ZM245 38V39H244ZM256 38V35H255V37H254V39ZM4 39H7V38H4ZM18 39H19V41L23 44V46L24 45H26V46H34V45H37V44H34V41H33V39H32V41H31V43L30 42H28L27 41V39H26V36L25 35H21V36H18ZM30 39V40H31ZM67 39V38H66ZM98 39V38H97ZM160 39V40H161ZM179 39L182 41V44H181V42H180V44L181 45H178V42H179ZM188 39V40H189ZM261 39H262V37H261ZM29 40V41H30ZM45 40V39H44ZM60 40V39H59ZM59 40H57V41H59ZM63 40V39H62ZM88 40V39H87ZM139 40V41H140ZM152 41H151V43H153V41L155 40V38L154 39H151ZM189 40V41H190ZM203 40H205L204 42H205V44L204 45H201L202 43L201 42H203ZM250 40V39H249ZM248 40V41H249ZM251 40H252V38H251ZM251 40H250V42H251ZM5 41H7V40H5ZM17 41V40H16ZM35 41H37L36 39H35ZM49 41H51V40H49ZM61 41V40H60ZM83 41V39L81 40V42ZM253 41V40H252ZM2 42V41H1ZM43 43L45 42V41H42ZM99 42V43H98ZM108 42L110 43V44H108ZM149 42H150V40H149ZM155 42H157V41H155ZM186 42V41H185ZM260 42H262V43H264V41H260ZM4 43V42H3ZM2 43V44H3ZM33 43V44H32ZM38 43H41V41L40 42H38ZM58 43V42H57ZM62 43H64V42H62ZM87 43V42H86ZM86 43H84V44H86ZM88 43H91L92 44V42H88ZM147 43H148V41H147ZM187 43V42H186ZM49 44V43H48ZM64 44H66V42L64 43ZM81 44V43H80ZM156 44V43H155ZM21 45V44H20ZM38 45H42V43L41 44H38ZM55 45H58V44H55ZM69 45H71V44H69ZM88 45V44H87ZM153 45V44H152ZM164 45V46H165ZM189 45V44H188ZM247 45H250V44H247ZM45 46V45H44ZM48 46V45H47ZM50 46V45H49ZM66 46H68V43H67V45ZM90 46H92V45H90ZM157 46V45H156ZM161 46V45H160ZM159 45H158V47H160ZM193 45H191V47H192ZM193 46V47H194ZM200 46H202V47H200ZM262 46V45H261ZM22 47V46H21ZM36 47V46H35ZM39 47V46H38ZM37 47V48H38ZM46 47V46H45ZM45 47L43 48V49H45ZM59 46H57L56 48H58ZM116 47V46H115ZM148 47V46H147ZM213 47V48H212ZM250 47H252V46H249V48ZM16 48V47H15ZM17 48H19V47H17ZM53 48V47H52ZM63 48V47H62ZM100 48H97V50L98 49H100ZM151 48H152V46H151ZM156 48V47H155ZM189 48V47H188ZM225 48H226V50H225ZM229 48V51L227 52V49ZM24 49H26V48H24ZM33 49V48H32ZM41 49V48H40ZM48 49V48H47ZM51 49V48H50ZM49 49V50H50ZM84 49V48H83ZM93 49H95V47H93ZM118 49V48H117ZM153 49V48H152ZM159 48H157V50H158ZM194 49V48H193ZM20 50H21V48H20ZM35 50V49H34ZM33 50V51H34ZM62 50V49H61ZM90 50V49H89ZM96 50V51H97ZM175 50V51H174ZM37 51H40V50H38L37 49ZM55 51V50H54ZM56 51H58V49H56ZM91 51H93L92 50V48H91ZM90 51V52H91ZM95 51V50H94ZM117 51V50H116ZM192 51V50H191ZM30 52V51H29ZM32 52V51H31ZM36 52V51H35ZM34 52V53H35ZM41 52H43L44 53V51H41ZM40 52V53H41ZM98 52V51H97ZM96 52V53H97ZM113 52V51H112ZM153 52V51H152ZM194 52V51H193ZM192 52V53H193ZM23 53V52H22ZM25 53V52H24ZM27 53V52H26ZM33 53V54H34ZM39 53V52H38ZM39 53V54H40ZM49 53V52H48ZM53 53V52H52ZM51 53V54H52ZM60 53V52H59ZM59 53H57L56 54V52H55V54L56 55H61V57H62V54H59ZM88 53H89V51H88ZM99 53V52H98ZM149 53V52H148ZM156 53V52H155ZM250 54V57H248V56H246V55H248V54ZM13 54V53H12ZM15 54V53H14ZM37 54V53H36ZM50 54V55H51ZM93 54H95V52H93ZM104 54V53H103ZM102 54V55H103ZM106 54V53H105ZM111 54V53H110ZM151 54H153V53H151ZM164 54V53H163ZM170 54V53H169ZM189 54V53H188ZM217 54V53H216ZM251 54H252V56L253 57H251ZM255 54V55H254ZM21 55H23V54H21ZM65 55V54H64ZM98 55V54H97ZM108 55V54H107ZM118 55H119V53H118ZM125 55V54H124ZM131 55V54H130ZM154 55H156V54H153V58L152 59H154ZM159 55V54H158ZM158 55H156V57L158 56ZM171 55V57H172V54H170ZM197 54H194L193 53V55L192 56H194V57H192V58H197V56H196ZM200 55V54H199ZM206 55V54H205ZM214 55V54H213ZM27 56V55H26ZM42 56V55H41ZM90 56V55H89ZM95 56H96V54H95ZM99 56H100V54H99ZM104 56V55H103ZM160 56V55H159ZM181 56V55H180ZM38 57H40V56H38ZM42 57H44V56H42ZM46 57V56H45ZM48 57V56H47ZM49 57H51V56H49ZM53 57V56H52ZM58 57V56H57ZM56 57V58H57ZM135 57V56H134ZM137 57V56H136ZM135 57V58H136ZM138 57H140V56H138ZM142 57V56H141ZM146 57V56H145ZM148 57H150V56H148ZM155 57V58H156ZM165 57H167V56H165ZM169 57V56H168ZM261 57V56H260ZM262 57H264V54H262ZM60 58V57H59ZM66 58V57H65ZM68 58V57H67ZM95 58V57H94ZM118 58V57H117ZM147 58V57H146ZM162 57H160V59H161ZM184 58V57H183ZM209 58V57H208ZM50 59H53V58H50ZM58 59V58H57ZM93 59V58H92ZM100 59V58H99ZM134 59V58H133ZM139 59V58H138ZM157 59H159V58H157ZM204 59V58H203ZM219 59V58H218ZM217 59V60H218ZM95 60V59H94ZM105 60V59H104ZM109 60V59H108ZM111 60V59H110ZM124 60V59H123ZM142 60V59H141ZM174 61H175V59H173ZM192 60V59H191ZM199 61H200V59H198ZM197 60V61H198ZM206 60V59H205ZM22 61V60H21ZM42 61V60H41ZM96 61V60H95ZM135 61V60H134ZM166 61V60H165ZM188 61H190V60H188ZM203 60L201 59V62H202ZM213 61V60H212ZM15 62H17V61H15ZM60 62V61H59ZM63 62V61H62ZM108 62V61H107ZM182 62H183V59H182ZM206 62V61H205ZM214 62H216V61H214ZM221 62V61H220ZM221 62V63H222ZM38 63V62H37ZM97 63V62H96ZM105 63H106V61H105ZM109 63H110V61H109ZM115 63V62H114ZM189 63V62H188ZM207 63H211L210 61H208L207 60ZM220 63V64H221ZM224 63H222L221 65H223ZM13 64V63H12ZM61 64V63H60ZM59 64V65H60ZM93 64V63H92ZM113 64V63H112ZM118 64V63H117ZM140 64V63H139ZM155 64V63H154ZM174 64V63H173ZM217 64V63H216ZM216 64H215V66H216ZM219 63L217 64L219 67H221V65H220ZM15 65V64H14ZM18 65H22L21 64V62H20V64H19V62H18ZM33 65V64H32ZM44 65V64H43ZM47 65V64H46ZM49 65V64H48ZM116 65V64H115ZM121 65V64H120ZM136 65V64H135ZM150 65V64H149ZM9 66V65H8ZM50 66V65H49ZM58 66V65H57ZM132 66V65H131ZM138 66V65H137ZM144 66H146V65H144ZM22 67V66H21ZM123 67V66H122ZM136 67V66H135ZM212 67V66H211ZM214 67V66H213ZM212 67V68H213ZM219 67H217V68H219ZM224 67V69H226ZM181 68V67H180ZM222 68H223V66H222ZM49 69V68H48ZM105 69H106V66H105ZM108 69V68H107ZM115 69V68H114ZM131 69V68H130ZM213 69H216V67L215 68H213ZM228 69H226V70H228ZM110 70H111V68H110ZM109 70V71H110ZM162 70H164V68L162 69ZM217 70V72H221L222 70L220 69V70H218V69H216ZM144 71V70H143ZM111 72H113V71H111ZM125 72V71H124ZM123 72V73H124ZM156 72V71H155ZM225 72H227V71H225ZM109 73L110 72H108V75H109ZM136 73V72H135ZM229 73V72H228ZM19 74V73H18ZM119 74V73H118ZM215 74V73H214ZM218 74V73H217ZM224 74V73H223ZM51 75V74H50ZM111 75V74H110ZM121 75V74H120ZM119 75V76H120ZM167 75V74H166ZM172 75V74H171ZM231 75H230V77H231ZM11 76V75H10ZM21 76V75H20ZM92 76V75H91ZM134 76V75H133ZM137 76V75H136ZM147 76V75H146ZM164 76V75H163ZM208 76V75H207ZM211 76H213V75H211ZM25 77V76H24ZM112 77V76H111ZM140 74L138 75V80L140 79ZM142 77H144V76H142ZM155 77V76H154ZM157 77H158V74H157ZM165 77V76H164ZM214 77V76H213ZM215 77H216V75H215ZM221 77V76H220ZM229 77V76H228ZM229 77V78H230ZM50 78V77H49ZM124 78V77H123ZM127 78V77H126ZM125 78V79H126ZM146 78V77H145ZM145 78H143V79H140L138 82H139V84H140V86L141 87H139V90L141 89V90H146L148 93H152L153 94V88L151 87V88H145L146 87V83H145ZM232 78H230V80L232 79ZM14 79V78H13ZM29 79V78H28ZM90 79H92V78H90ZM107 79V78H106ZM128 79H129V76H128ZM136 78H134V80H135ZM153 79V78H152ZM0 80H1V82L2 81H4V80H2V78H0ZM7 80V79H6ZM17 80H19V79H17ZM22 80V79H21ZM24 80V79H23ZM54 80V79H53ZM107 80H109V79H107ZM160 80V79H159ZM220 80V79H219ZM226 80V79H225ZM9 81H10V79H9ZM13 81H16L15 79L14 80H12V82ZM110 81V80H109ZM109 81H106V82H109ZM121 81V80H120ZM150 81H152V80H149V82ZM211 81V80H210ZM209 81V82H210ZM214 81V80H213ZM218 81V80H217ZM234 81V82H233ZM6 82V81H5ZM8 82V81H7ZM11 82V83H12ZM18 82H20V81H18ZM111 82V81H110ZM110 82H109V84H110ZM123 82V81H122ZM126 82V81H125ZM138 82H136V83H138ZM147 82V81H146ZM202 82V81H201ZM4 83V82H3ZM9 84H10V82H8ZM14 84H15V82H13ZM12 83V84H13ZM16 83H17V81H16ZM87 83V82H86ZM128 83H131V81L130 82H128ZM136 83H135V85H136ZM157 83V82H156ZM159 83H160V81H159ZM162 83V82H161ZM204 83V82H203ZM216 83V82H215ZM227 83V82H226ZM9 84H7V85H9ZM37 84V83H36ZM124 84V83H123ZM139 84H137L138 86H139ZM164 84V83H163ZM206 84V83H205ZM4 85V84H3ZM19 85H20V83H19ZM51 85V84H50ZM54 85V84H53ZM108 85V84H107ZM111 85V84H110ZM109 85V86H110ZM132 85H134V82H133V84ZM159 85V84H158ZM162 85V84H161ZM166 85H167V83H166ZM223 85V84H222ZM229 85V84H228ZM1 86V85H0ZM14 86V85H13ZM108 86V87H109ZM130 86V85H129ZM138 86H137V88H138ZM148 86V85H147ZM151 86H154V85H151ZM169 86V85H168ZM199 86V85H198ZM208 86V85H207ZM216 86V85H215ZM214 86V87H215ZM218 86V85H217ZM216 86V87H217ZM221 86V85H220ZM230 86V85H229ZM5 87V86H4ZM111 87H113V86H111ZM121 87V86H120ZM159 87V86H158ZM227 87V86H226ZM3 88V87H2ZM12 88V87H11ZM50 88H51V86H50ZM53 88V87H52ZM82 88V87H81ZM130 88V87H129ZM129 88L127 89V90H129ZM132 88H134V86L132 87ZM136 88V87H135ZM157 88V87H156ZM200 88V87H199ZM207 88V87H206ZM205 88V89H206ZM221 88H222V86H221ZM220 88V89H221ZM233 88V87H232ZM10 89V88H9ZM14 89V88H13ZM16 89V88H15ZM14 89V90H15ZM54 89V88H53ZM116 89V88H115ZM124 89V88H123ZM193 89V88H192ZM197 89V88H196ZM209 89V88H208ZM223 89V88H222ZM221 89V90H222ZM225 89H227V88H225ZM16 90H18V89H16ZM134 90V89H133ZM132 90V91H133ZM138 90V89H137ZM158 90V89H157ZM157 90H156V92H157ZM216 90V89H215ZM224 90V89H223ZM227 90H229V89H227ZM11 91V90H10ZM13 91V90H12ZM87 91V90H86ZM136 91V90H135ZM159 91V90H158ZM188 91V90H187ZM235 91V92H236ZM18 92V91H17ZM140 92V91H139ZM233 92V91H232ZM20 93V92H19ZM111 93H113V92H111ZM126 93H129V94H131V93H133V92H126ZM141 93V92H140ZM230 93V92H229ZM135 94V93H134ZM146 94V93H145ZM156 94V93H155ZM231 94V93H230ZM235 94V93H234ZM239 94V93H238ZM237 94V95H238ZM133 95V94H132ZM140 95V94H139ZM143 95H144V93H143ZM150 95V94H149ZM160 95V94H159ZM233 95V94H232ZM232 95L230 96V97H232ZM240 96V95H239ZM1 97V96H0ZM125 97V96H124ZM123 97V98H124ZM127 97V96H126ZM144 97V96H143ZM154 97V96H153ZM172 97V96H171ZM234 97V96H233ZM241 97V96H240ZM133 98V97H132ZM146 98V97H145ZM156 98H157V96H155V100L154 101H156ZM169 98V97H168ZM167 98V99H168ZM187 98V97H186ZM235 98V97H234ZM239 98V97H238ZM16 99V98H15ZM110 99V98H109ZM125 99V98H124ZM127 99V98H126ZM143 99V98H142ZM158 99V98H157ZM164 99V98H163ZM166 99V100H167ZM93 100V99H92ZM129 100V99H128ZM162 100V99H161ZM230 100V99H229ZM232 100V99H231ZM236 100H237V97H236ZM240 100V99H239ZM86 101V100H85ZM149 101H151V100H149ZM153 101V102H154ZM235 101V100H234ZM241 101H242V99H241ZM115 102V101H114ZM125 102L126 101H124L123 100V102L122 103H124L125 104ZM132 102V101H131ZM161 102V101H160ZM160 102H158L159 104H160ZM162 102H164V101H162ZM166 102V101H165ZM164 102V103H165ZM168 102V101H167ZM184 102V101H183ZM3 103V102H2ZM12 103V102H11ZM20 103V102H19ZM157 103V102H156ZM163 103V104H164ZM169 103V102H168ZM236 103V102H235ZM22 104V103H21ZM166 104V103H165ZM164 104V105H165ZM234 104V103H233ZM238 102H237V106H238ZM244 104V103H243ZM7 105V104H6ZM15 105V104H14ZM128 105H132V104H129L128 103ZM127 105V106H128ZM168 105V104H167ZM184 105V104H183ZM126 106V105H125ZM124 106V107H125ZM155 106V105H154ZM172 106V105H171ZM3 107V106H2ZM10 107H12V105L10 106ZM52 107V106H51ZM123 107V106H122ZM149 108L148 109H150V106H148ZM41 108V107H40ZM55 108V107H54ZM134 108H135V106H134ZM177 108V107H176ZM182 108H183V106H182ZM185 108V107H184ZM243 108V107H242ZM15 109V108H14ZM124 109V108H123ZM122 109V110H123ZM128 109H132V108H128ZM158 109V108H157ZM178 109H180V108H178ZM6 110V109H5ZM135 110V109H134ZM155 110V109H154ZM174 110V109H173ZM176 110V109H175ZM174 110V111H175ZM185 110V109H184ZM188 110V109H187ZM242 110V109H241ZM1 111V110H0ZM94 111V110H93ZM127 111V110H126ZM125 111V112H126ZM160 110H158V111H156V112H159ZM162 111V110H161ZM165 111H166V109H165ZM164 111V112H165ZM168 111V110H167ZM25 112V111H24ZM62 112V111H61ZM149 112V111H148ZM152 113H153V111H151ZM180 112V111H179ZM185 112V111H184ZM8 113V112H7ZM144 113V112H143ZM169 113H170V111H169ZM171 113H172V111H171ZM182 113V112H181ZM242 113V112H241ZM2 114H4V113H2ZM9 114V113H8ZM142 114V113H141ZM149 114V113H148ZM151 114V113H150ZM155 114V113H154ZM167 114V113H166ZM189 114V113H188ZM246 114V113H245ZM244 114V115H245ZM57 115H58V113H57ZM124 115V114H123ZM129 115V114H128ZM160 115V114H159ZM158 115V116H159ZM180 115V114H179ZM184 115V114H183ZM206 115V116H205ZM0 116H1V113H0ZM7 116V115H6ZM18 117H19V115H17ZM54 116V115H53ZM56 116V115H55ZM59 116V115H58ZM101 116V115H100ZM146 116V115H145ZM151 116V115H150ZM166 116V115H165ZM164 116V117H165ZM177 116V115H176ZM189 115H187V117H188ZM246 116V115H245ZM2 117V116H1ZM1 117H0V119H1ZM38 117V116H37ZM46 117V116H45ZM143 117V116H142ZM153 117V116H152ZM162 117V116H161ZM172 117H173V114H172ZM247 117V116H246ZM53 118V117H52ZM55 118V117H54ZM62 118V117H61ZM92 118V117H91ZM136 119H138V117H135ZM139 118H140V116H139ZM151 118V117H150ZM183 118H186V117H183ZM182 118V119H183ZM17 119V118H16ZM56 119V118H55ZM55 119H53L52 121H54V123H55ZM145 119V118H144ZM154 119V118H153ZM156 119H158V118H156ZM165 119V118H164ZM174 119H175V117H174ZM181 118H180V120H182ZM203 119V120H202ZM247 119V118H246ZM3 120V119H2ZM57 120V119H56ZM140 120V119H139ZM176 120V119H175ZM179 120V119H178ZM192 120V119H191ZM195 120H192V121H195ZM17 121V120H16ZM61 121V120H60ZM158 121H160L159 119H158ZM199 121V120H198ZM25 122V121H24ZM149 122V121H148ZM176 122V121H175ZM185 122H187V121H185ZM197 122V121H196ZM0 123H2L1 121H0ZM7 123V122H6ZM5 123V124H6ZM15 123V122H14ZM44 123V122H43ZM53 123V122H52ZM61 123H63V122H61ZM128 123V122H127ZM156 123H157V121H156ZM165 124H166V121L164 122ZM172 123V122H171ZM200 123V122H199ZM211 123H214V125H216V126H213V128L211 129L210 128V130H209V127H208V124H211ZM8 124V123H7ZM6 124V125H7ZM11 123H9V125H10ZM16 124V123H15ZM18 124V123H17ZM134 124V123H133ZM136 124V123H135ZM160 124H161V122H160ZM165 124H163L164 126H165ZM170 124V123H169ZM182 124V123H181ZM198 124V123H197ZM1 125V124H0ZM53 125V124H52ZM62 125V124H61ZM60 125V126H61ZM117 125V124H116ZM125 125L127 126V124L125 123ZM147 125V124H146ZM156 125H158V124H156ZM172 125V124H171ZM189 125V124H188ZM195 125V124H194ZM203 125H205V124H203ZM37 126V125H36ZM55 126V125H54ZM57 126H58V124H57ZM123 126V125H122ZM144 125H142V124H140V126H139V128H141L142 129V127H143ZM148 126V125H147ZM196 126V125H195ZM250 126V125H249ZM15 127V129H17L16 128V126H14ZM14 127L12 126L11 128H13L14 129ZM46 127V126H45ZM125 127V126H124ZM156 127H160V128H163L162 130H163V132H165V128L162 126H156ZM183 127H184V125H183ZM182 127V128H183ZM185 127H188V126H185ZM202 127V126H201ZM205 126H203V128H204ZM2 128V127H1ZM10 128V130L9 131H7V130H5V129H2V130H5V131H7V132H9L10 133V131L12 130L13 131V129H11ZM41 128H43V127H41ZM56 128V127H55ZM135 128H136V126H135ZM134 128V129H135ZM145 128H146V126H145ZM160 128H158V129H160ZM169 128H171V127H169ZM179 128H181V127H179ZM195 128V127H194ZM193 128V129H194ZM199 128V127H198ZM52 129H54V128H52ZM137 129H138V127H137ZM149 129V128H148ZM153 129H156V128H153ZM152 129V130H153ZM158 129H156V130H158ZM178 129V128H177ZM197 129V128H196ZM1 130V129H0ZM34 130V129H33ZM59 129H57V131H58ZM66 130V129H65ZM128 130V129H127ZM131 130V129H130ZM139 130V129H138ZM155 130V131H156ZM161 130V131H162ZM168 130V129H167ZM195 130V129H194ZM203 130V129H202ZM254 130V131H255ZM55 131V130H54ZM143 131V130H142ZM145 131V130H144ZM154 131V130H153ZM159 131V130H158ZM173 131V130H172ZM200 132H201V130H199ZM34 132V131H33ZM48 132V131H47ZM53 132V131H52ZM60 132V131H59ZM127 132V131H126ZM131 133L133 132V130H131L130 131ZM130 132L128 133V134H126L127 135V140L129 141V142H131L133 139H136V140H138V138L141 136V133H140V136L138 137V135L136 134V135H131L130 134ZM135 132V131H134ZM149 132V131H148ZM193 132V131H192ZM198 132V131H197ZM261 132V133H260ZM12 133V132H11ZM51 133V132H50ZM57 133V132H56ZM55 133V134H56ZM67 133V135H68V132H66ZM135 133H138V132H135ZM156 133V132H155ZM154 133V134H155ZM167 133H169V132H167ZM174 132H172V134H173ZM190 133V132H189ZM259 133H260V135H259ZM12 134H14V133H12ZM144 134H146V131H145V133ZM148 134V133H147ZM152 134V133H151ZM150 134V135H151ZM153 134V135H154ZM163 134V133H162ZM165 134V133H164ZM184 134V133H183ZM202 134V133H201ZM201 134L200 135H197L196 133H195V135L196 136H201ZM59 135V134H58ZM63 135V134H62ZM161 135V134H160ZM167 135V134H166ZM165 135V136H166ZM184 135H186V134H184ZM190 135H191V133H190ZM190 135L188 136L189 138H190ZM194 135V134H193ZM194 135V136H195ZM71 136V135H70ZM144 136V135H143ZM147 136V135H146ZM145 136V137H146ZM149 136V135H148ZM147 136V137H148ZM155 136V135H154ZM164 135L162 136V137H165ZM170 136H171V134H170ZM176 136H178L179 137V135H176ZM138 137V138H137ZM167 137V136H166ZM165 137V138H166ZM183 136H181V134H180V137L179 138H182ZM186 137V136H185ZM192 137V136H191ZM203 137V136H202ZM255 137V138H254ZM18 138H19V136H18ZM57 138V137H56ZM164 138V139H165ZM204 138H202V140L204 139ZM29 139V138H28ZM63 139V138H62ZM178 139V138H177ZM191 139V138H190ZM199 139V138H198ZM6 140H7V138H6ZM25 140V139H24ZM26 140H27V138H26ZM57 139H55V140H52V141H56ZM161 140V139H160ZM182 140V139H181ZM184 140V139H183ZM186 140V139H185ZM197 140V139H196ZM3 141V140H2ZM39 141L41 142V140L39 139ZM162 141V140H161ZM186 141H189V140H186ZM191 141V140H190ZM195 141V140H194ZM25 142V141H24ZM36 142V141H35ZM167 142V141H166ZM181 142V141H180ZM199 142H201V141H199ZM201 142V143H202ZM259 142V143H260ZM43 143V142H42ZM52 143V142H51ZM54 143H56V142H54ZM161 143V142H160ZM162 143H164L165 144V142H164V140L162 141ZM196 144H197V141L195 142ZM4 144H6V143H4ZM4 144H3V146H4ZM18 144H21V143H17V145H15L16 146V148H18L17 146H19V148L21 149V145H23V149L25 148V146H26V144H21V145H18ZM31 143L29 142V145H30ZM34 144V143H33ZM36 144H38V143H36ZM35 144V145H36ZM41 144V143H40ZM39 144V146H41ZM53 144V143H52ZM52 144L50 145L49 144V146H52ZM136 144V143H135ZM134 144V145H135ZM163 144V148H164V145ZM175 144V142H173V145ZM178 144V143H177ZM187 143H184V145H186ZM195 144V146L197 147V145ZM203 144H200V145H202L203 146ZM261 144V143H260ZM262 144H264V143H262ZM7 145V144H6ZM28 145V146H29ZM32 145V144H31ZM34 145V146H35ZM43 145V144H42ZM133 145V144H132ZM133 145V146H134ZM137 145V144H136ZM151 145H154V143L153 144H151ZM157 145H158V143H157ZM160 145H162V144H159V147H160ZM168 145V144H167ZM183 145V146H184ZM194 145V144H193ZM199 145V146H200ZM14 146V147H15ZM33 145H32V147H34ZM38 146V145H37ZM149 146V145H148ZM155 146H156V144H155ZM172 146V145H171ZM183 146H182V149H183ZM189 146H190V144H189ZM188 146V147H189ZM194 146V147H195ZM258 146H259V144H258ZM257 146V147H258ZM4 147H6V146H4ZM12 148V149H14L15 150V148ZM32 147H31V149H32ZM132 147V146H131ZM135 147V146H134ZM137 147V146H136ZM141 147H142V145H141ZM157 147V146H156ZM161 147V148H162ZM177 147V146H176ZM181 147V146H180ZM3 148V147H2ZM8 148V147H7ZM18 148V149H19ZM34 148H36V147H34ZM37 148H40V147H37ZM47 148V147H46ZM46 148L44 147V149L46 150ZM58 148V147H57ZM56 148V149H57ZM77 148V147H76ZM100 148V147H99ZM137 148H139V146L137 147ZM137 148H136V150H137ZM142 148H144V147H142ZM177 148H179V146L177 147ZM199 148V147H198ZM10 149V148H9ZM23 149L22 150H20V153L23 151ZM53 146H52V148H51V151H49V153L50 152H52L53 150ZM59 149V148H58ZM129 149V148H128ZM131 149V148H130ZM134 149V148H133ZM145 149V148H144ZM168 148H166V146H165V149L164 150H167ZM186 149V148H185ZM190 149V148H189ZM197 149V148H196ZM218 149V151L217 152H214V151H216ZM7 150V149H6ZM17 150V149H16ZM38 150V149H37ZM63 150V149H62ZM96 150H99V149H97L96 148ZM142 150V149H141ZM146 150H148V149H146ZM146 150H144V151H146ZM203 150V149H202ZM202 150L200 151V148H199V152H202ZM3 151H4V148H3ZM25 151H26V148H25ZM33 151V150H32ZM35 151V150H34ZM56 151H58V150H56ZM56 151H54V152H56ZM138 151V150H137ZM137 151H135V150H133V152H137ZM170 151V150H169ZM175 151H177L176 149H175ZM174 151V152H175ZM195 151V150H194ZM12 152V151H11ZM13 152H17V151H13ZM24 152V151H23ZM40 152V151H39ZM43 152H45V151H43ZM43 152H41V153H43ZM147 152H149V151H146V153ZM164 152H166V151H164ZM163 152V153H164ZM178 152V151H177ZM190 152V151H189ZM10 153V152H9ZM18 153H19V150H18ZM26 153H27V151H26ZM28 153H30V150H29V148H28ZM34 153H36V152H34ZM34 153H30V155H29V157H31V155L33 154L34 155ZM47 153V152H46ZM46 153H45V159H49V158H47L48 157V155L46 156ZM62 153V152H61ZM60 153V154H61ZM128 153V152H127ZM139 153H141L140 151H139ZM184 153V152H183ZM191 153H193V152H191ZM203 153V152H202ZM11 154H13V153H11ZM17 154V153H16ZM16 154L14 153L13 154V156H16ZM58 154H59V151H58ZM129 154H130V151H129ZM181 154V153H180ZM187 154V153H186ZM190 154V153H189ZM25 155V154H24ZM43 156H44V154H42ZM106 155V154H105ZM177 155V154H176ZM184 155V154H183ZM192 154H190V156H191ZM19 156H21L20 154H19ZM36 156H38V155H36ZM40 156V155H39ZM42 156V157H43ZM52 156V155H51ZM60 156V155H59ZM58 156V157H59ZM138 156V155H137ZM169 156V155H168ZM171 156V155H170ZM178 156H180L179 154H178ZM3 157V156H2ZM29 157H28V159H29ZM34 157V156H33ZM41 157V156H40ZM40 157H39V159H40ZM41 157V158H42ZM54 157V156H53ZM53 157H51V158H53ZM57 157V158H58ZM136 157V156H135ZM140 157V156H139ZM142 157V156H141ZM167 157V156H166ZM192 157V156H191ZM200 157H203V156H200ZM205 157V156H204ZM207 157V156H206ZM25 158V157H24ZM23 158V159H24ZM63 158H65V156H63ZM21 157H20V159H18L19 160V162L21 161ZM27 159V158H26ZM27 159V160H28ZM36 159V161L38 160L37 159V157L35 158L34 157V159H33V161L32 162H30L31 163V165H32V163L34 162V160ZM60 159V158H59ZM160 159V158H159ZM179 159H180V157H179ZM189 159V158H188ZM194 159H195V157H194ZM202 159H204V158H202ZM15 160V159H14ZM25 160V159H24ZM26 160V161H27ZM46 160V161H47ZM58 159H56V161H57ZM141 160V159H140ZM147 160V159H146ZM145 159H144V162L146 161ZM173 160V159H172ZM184 160H185V158H184ZM184 160H182V162H181V164H180V166H183L184 164H183V161ZM206 160V159H205ZM23 161V160H22ZM21 161V162H22ZM26 161H23L21 164H23V163H25ZM40 161V160H39ZM39 161H38V163H39ZM76 161V160H75ZM98 161V160H97ZM130 161V160H129ZM152 162H153V160H151ZM176 161V160H175ZM187 161H189V160H187ZM198 161V160H197ZM28 162V161H27ZM108 162V161H107ZM133 162V161H132ZM142 162V161H141ZM147 162V161H146ZM169 162H170V159H169ZM192 162V159H191V161H190V163ZM216 162V163H215ZM13 163V162H12ZM48 163V162H47ZM53 163V162H52ZM74 163V162H73ZM140 163V162H139ZM138 163V160H137V164H139ZM175 163H178V162H175ZM185 163V162H184ZM189 162H187L186 164L187 165H189L188 164ZM196 163V162H195ZM198 163V162H197ZM201 163H204V162H201ZM200 163V164H201ZM209 163V162H208ZM207 162H206V164H208ZM29 164V163H28ZM35 164V163H34ZM37 164V163H36ZM42 164H46V162L45 163H43L42 162ZM134 164H136V163H134ZM133 164V165H134ZM152 164V163H151ZM155 164V163H154ZM160 164V163H159ZM183 164V165H182ZM199 164V163H198ZM210 164H208V165H210ZM56 165V164H55ZM54 165V166H55ZM59 165V164H58ZM102 165V164H101ZM158 165V164H157ZM173 165V164H172ZM174 165H176L177 167H178V165L179 164H174ZM205 165V164H204ZM203 165V166H204ZM208 165H205L206 166V168H207V166ZM22 166H26V165H22ZM21 166V167H22ZM30 166V165H29ZM28 166V167H29ZM80 166V165H79ZM125 166V165H124ZM153 167H154V165H152ZM152 166H150V169H152L151 167ZM192 166H194V165H192ZM211 166V165H210ZM209 166V167H210ZM12 167V166H11ZM131 167V166H130ZM138 167H139V165H138ZM158 167V166H157ZM159 167H160V165H159ZM162 167V166H161ZM191 167V166H190ZM189 167V170L190 169H192V167L190 168ZM38 168V167H37ZM47 168H49V167H47ZM55 168V167H54ZM81 168V167H80ZM133 168V167H132ZM156 168V167H155ZM154 168V169H155ZM178 168H180V167H178ZM183 168H185V167H183ZM183 168H181V169H183ZM195 168V170H196V168L197 169H200L199 167H197V165H196V167H194ZM11 169V168H10ZM14 169L15 170H17L15 167H14ZM29 169H32V168H30L29 167ZM41 169V168H40ZM42 169H43V166H42ZM53 169V168H52ZM102 169V168H101ZM134 169H135V167H134ZM144 169V168H143ZM142 169V170H143ZM146 169V170H145ZM144 170L147 172V167L145 168ZM203 169H205V167L203 168ZM221 169H220V172H222L221 171ZM28 170V169H27ZM49 170V169H48ZM81 170H82V168H81ZM119 170V169H118ZM149 170V169H148ZM165 171H168V170H166V167H165V169H164ZM172 170V169H171ZM188 170V169H187ZM194 170V169H193ZM194 170V171H195ZM200 170H202V166H201V169ZM14 171V170H13ZM35 171V170H34ZM42 171V170H41ZM72 171V170H71ZM129 171V170H128ZM134 171V170H133ZM145 171H142V173L143 172H145ZM164 171V172H165ZM194 171H193V173H194ZM199 171V170H198ZM205 171V170H204ZM204 171H202V176H203V172ZM210 171V170H209ZM208 171V173H210ZM212 171H214L213 170V168H212ZM211 171V172H212ZM216 171V170H215ZM24 172V171H23ZM119 172V171H118ZM137 172H139V171H137ZM145 172V173H146ZM148 172H150V170L148 171ZM183 172V171H182ZM207 172V171H206ZM219 172V173H220ZM225 172V173H226ZM10 173V172H9ZM33 173V172H32ZM47 173H48V171H47ZM50 173V172H49ZM67 173H69V172H67ZM71 173V172H70ZM140 173V172H139ZM138 173V174H139ZM153 173V172H152ZM155 173V172H154ZM159 173V172H158ZM171 173V172H170ZM177 173H179V172H177ZM176 173V174H177ZM184 173V172H183ZM198 173V172H197ZM212 173H214V172H212ZM224 173V172H223ZM224 173V174H225ZM51 174V173H50ZM63 174V173H62ZM73 174V173H72ZM119 174V173H118ZM118 174H116L117 176H118ZM136 175V176H138L139 178H144V179H142V180H140L141 182H139V183H141V185H142V181H145L146 182V180H145V177H146V179H148V177L147 176H150V175H148L147 174V176L145 175V176H142V175ZM157 174V173H156ZM192 174V173H191ZM191 174H189V176L191 175ZM199 174V173H198ZM218 174V173H217ZM10 175H12V173L10 174ZM59 175V174H58ZM88 175V174H87ZM115 175V176H116ZM120 175V174H119ZM164 175V174H163ZM170 175H172V174H170ZM179 175H180V173H179ZM182 175V174H181ZM193 175V174H192ZM194 175H196V172H195V174ZM214 175V174H213ZM219 175V174H218ZM37 176V175H36ZM61 176V175H60ZM72 176V175H71ZM93 176V175H92ZM159 176H161V178H162V175L161 174H159ZM167 176V175H166ZM174 176V175H173ZM210 176V175H209ZM225 176H227V175H225ZM224 176V177H225ZM38 177V176H37ZM62 177V176H61ZM61 177H60V179H61ZM64 177V176H63ZM69 177V176H68ZM84 177V176H83ZM94 177V176H93ZM137 177V178H138ZM153 177V176H152ZM155 177H157V176H155ZM172 177V176H171ZM175 177V176H174ZM193 177V176H192ZM191 177V178H192ZM206 177V176H205ZM221 177V176H220ZM261 177V176H260ZM112 178V177H111ZM115 179H116V177H114ZM129 178V177H128ZM166 178V177H165ZM178 178H180V177H178ZM196 178V177H195ZM199 178H201L200 176H198V179ZM217 178H219V177H217ZM262 178H264V177H262ZM14 179V178H13ZM69 179V178H68ZM151 181H152V179H151V177L149 178ZM148 179V180H149ZM155 180H156V178H154ZM171 179V178H170ZM194 179V178H193ZM214 179H216V178H214ZM213 179V180H214ZM52 180V179H51ZM57 180H58V178H57ZM66 180V179H65ZM114 180V179H113ZM149 180V181H150ZM155 180H154V182H155ZM196 180V179H195ZM61 181V180H60ZM63 181V180H62ZM70 180H67V182H69ZM87 181H88V179H87ZM168 181H170L169 180V175H168ZM185 181H187V180H185ZM199 181V180H198ZM207 181V180H206ZM209 181V180H208ZM207 181V182H208ZM225 181V180H224ZM226 181H228V180H226ZM8 182V181H7ZM11 182V181H10ZM59 181H57V183H58ZM83 182V181H82ZM92 182V181H91ZM130 182V181H129ZM134 182V181H133ZM137 182V181H136ZM171 182V181H170ZM172 182H174V181H172ZM175 182H177V180L175 181ZM229 182V181H228ZM262 182H264V181H262ZM60 183V182H59ZM65 183H66V181H65ZM120 183V182H119ZM148 183V182H147ZM159 183H161V184H159V185H154L155 186V188H153L152 189V191L151 192H149L150 194L152 193L153 195H155V196H157V198L156 199H159V202L161 203L160 205L163 207V209H165V204H167V201H170L171 200V192H173L174 190H173V187L171 188V190L169 189V187H166L165 185L166 184H164V182H163V180H162V182H159ZM168 183V185L167 186H170V183L169 182H167ZM177 183H180V182H177ZM183 183V182H182ZM211 183V182H210ZM64 184V183H63ZM78 184V183H77ZM86 184V183H85ZM85 184H84V186H85ZM125 184V183H124ZM145 184V183H144ZM164 184V185H163ZM172 184H174V183H172ZM226 184V183H225ZM225 184H222V185H225ZM256 184V185H257ZM262 184V183H261ZM137 186H135L134 187V190L133 189H130V190H132V192H131V194L132 195H134L135 193H137L138 195L140 194L141 195V192H142V195H144L143 196V200H139L140 202H141V204H142V206L144 205V206H146V205H148L147 203H149V201L150 200H148V198L150 199V197H148L147 198V195H145V193L142 191V188L141 187H139V185H138V183L136 184ZM151 185V184H150ZM176 185V184H175ZM221 185V184H220ZM234 185H232L231 187V191H235L236 189H233L234 187ZM239 185V186H238ZM245 185H247V184H245ZM255 185V184H254ZM255 185V186H256ZM29 186V185H28ZM65 186V185H64ZM78 186V185H77ZM83 186V185H82ZM128 186V185H127ZM133 186V185H132ZM188 186V185H187ZM228 186H230V185H228ZM251 186H253V185H251ZM258 186H259V184H258ZM258 186L256 187V189H258ZM261 186V185H260ZM71 187V186H70ZM146 187H148V186H146ZM225 187H226V185H225ZM245 187H247V186H245ZM244 187V188H245ZM74 188V187H73ZM72 188V189H73ZM91 188V187H90ZM145 188V187H144ZM149 188H150V186H149ZM151 188H152V185H151ZM221 188V187H220ZM248 188V187H247ZM246 188V189H247ZM249 188H251V187H249ZM248 188V189H249ZM261 188V187H260ZM75 189V188H74ZM127 189V188H126ZM179 189H181V188H178V191H179ZM189 189V188H188ZM215 189H216V187H215ZM227 189V188H226ZM237 189V190H238ZM254 189V188H253ZM170 190V193L169 194H167V195H165L167 192L166 191H169ZM219 190V189H218ZM88 191V190H87ZM92 191V190H91ZM120 191V190H119ZM149 191V190H148ZM190 191V190H189ZM222 191V190H221ZM228 191H230L229 190V188H228ZM183 192V191H182ZM214 192V191H213ZM215 192H216V190H215ZM236 192H238V191H235L234 192V199H235V196H236ZM240 192L241 191H239V195L238 196H240ZM243 193H245L244 191H242ZM250 192H252V190L250 191ZM255 192H257V190L256 191H254V193L253 194H255ZM261 192H262V190H261ZM96 193V192H95ZM124 193V192H123ZM147 193V192H146ZM211 193H212V191H211ZM222 193H225L224 191L222 192ZM229 193V192H228ZM248 193V192H247ZM23 194H25L24 193V191H23ZM42 194V193H41ZM74 194V193H73ZM93 194V193H92ZM151 194V195H152ZM174 194H175V192H174ZM230 194H231V192H230ZM242 194V193H241ZM249 194V193H248ZM43 195V194H42ZM120 195H121V193H120ZM126 195V194H125ZM139 195V196H140ZM170 196V197H167V196ZM217 195V194H216ZM225 195V194H224ZM232 195V194H231ZM245 195V194H244ZM244 195H242V196H244ZM252 195V194H251ZM258 195H260V194H258ZM126 196H128V195H126ZM135 196V195H134ZM134 196H132L131 197V200H133V201H135L133 198H135ZM146 196V197H145ZM178 196H180V194L178 195ZM193 196V195H192ZM230 196V195H229ZM248 197L246 198L245 197V199H251V197H249V195H247ZM261 196V195H260ZM76 197V196H75ZM172 197H174V196H172ZM177 197V196H176ZM219 197V196H218ZM217 196H216V198H218ZM227 197V196H226ZM233 197H232V200H234L233 199ZM252 197H254V198H256L255 197V195H253ZM121 198V197H120ZM142 198V197H141ZM145 198H146V200H145ZM151 198H153L152 196H151ZM215 198V197H214ZM228 198V197H227ZM254 198H253V200H254ZM261 199H258V198H256V199H258L257 201H258V203H255V202H257V201H254L253 203L254 204H256L255 206H257L256 207V209H255V211H257V213L258 214H256L255 215V212H253L254 214H252L251 212H250V209L252 208V205H251V208L249 207V209L248 210H246V212L245 211H243V213H239V214H234L233 215V217L236 215V218H238L241 214V216H242V218H246V219H248V220H250L251 222H258V221H262L261 223H264V217H262V216H264V211H262V210H264V201H261V200H264V199H262V196L260 197ZM125 199V198H124ZM136 199V198H135ZM140 199V198H139ZM177 199H178V197H177ZM179 199H181L180 197H179ZM183 199H185V198H183ZM210 199H211V196H210ZM219 199V198H218ZM218 199H216V200H218ZM231 199V198H230ZM240 199V198H239ZM238 199V200H239ZM131 200L129 199V200H127V202L125 201V208H128L127 207V204L126 203H128V202H130L131 203ZM225 200V199H224ZM227 200V199H226ZM236 200V199H235ZM235 200L233 201L234 203H235ZM240 200H242L243 202H245L243 199H240ZM121 201H123V200H121ZM132 201V202H133ZM172 201V200H171ZM195 201V200H194ZM197 202H198V200H196ZM211 201V200H210ZM120 202V201H119ZM139 202V203H140ZM158 202V203H159ZM172 202H176L175 200L174 201H172ZM180 202V201H179ZM181 202H182V200H181ZM219 202V201H218ZM222 202V201H221ZM220 202V203H221ZM229 202V201H228ZM134 204H132L131 203V206L133 207L132 209H135L136 207L135 206H137V204H138V202H137V204H136V202H133ZM177 203V202H176ZM193 203V202H192ZM224 202H222V204H223ZM226 203V202H225ZM224 203V204H225ZM236 203H238L239 204V201L237 202L236 201ZM235 203V204H236ZM241 203V202H240ZM247 203H249V200L247 201ZM251 203V202H250ZM249 203V204H250ZM172 204H174L175 205V203H172ZM179 204V203H178ZM213 204V203H212ZM217 204V203H216ZM244 204H246V203H244ZM128 205H130V204H128ZM171 205V204H170ZM180 205V204H179ZM178 205V206H179ZM194 205H196V204H194ZM241 205V204H240ZM123 206L124 205H122V208H123ZM151 206V205H150ZM160 206V207H161ZM165 206V207H164ZM173 205H171V207H172ZM176 207H177V205H175ZM229 206V205H228ZM231 206V205H230ZM246 206V205H245ZM135 207V208H134ZM161 207V208H162ZM170 207V208H171ZM240 207H242V206H240ZM262 207V208H261ZM129 208H131V207H129ZM139 208V207H138ZM245 208V207H244ZM132 209H130V210H132ZM139 209H141V207L139 208ZM143 209V208H142ZM146 210H147V212H148V210L150 211V208H148L147 209V207L145 208ZM144 209V211H146ZM154 208H152V210H153ZM159 209V208H158ZM166 209H167V207H166ZM173 209H177V208H172V211H173ZM179 209V208H178ZM177 209V212H181V211H183L184 210V207H183V210H182V208H181V211H180V209L178 210ZM238 209V208H237ZM242 209V208H241ZM128 210V209H127ZM129 210V211H130ZM154 210H156V209H154ZM159 210H161V209H159ZM209 210V209H208ZM231 210V209H230ZM245 210V209H244ZM138 211V210H137ZM157 211V210H156ZM166 211V210H165ZM170 212V213H173V212ZM190 211V210H189ZM259 211L261 212V213H259ZM131 212H133V211H131ZM163 212H164V210H163ZM167 212V211H166ZM176 212V211H175ZM174 212V213H175ZM213 212V211H212ZM227 212V211H226ZM230 212V211H229ZM234 212V211H233ZM250 212V213H249ZM138 213V212H137ZM140 213H142V212H140ZM151 213H152V211H151ZM154 213H155V211H154ZM169 213V212H168ZM169 213V214H170ZM218 213V212H217ZM191 214V213H190ZM138 215V214H137ZM164 215H166V214H164ZM176 215V214H175ZM225 215H227V213L225 214ZM229 215V214H228ZM232 215V214H231ZM237 215H239L238 217H237ZM141 216V215H140ZM147 216H148V214H147ZM150 216H152V218H153V215L151 214ZM146 217V216H145ZM156 217H158V214H157V216ZM168 217V216H167ZM187 217V216H186ZM232 217V218H233ZM147 218V217H146ZM148 218H150L149 216H148ZM147 218V219H148ZM159 218V217H158ZM158 218H157V220H158ZM160 218H161V216H160ZM159 218V219H160ZM175 218V217H174ZM231 218V217H230ZM235 218V219H236ZM240 218V217H239ZM239 218L237 219V220H239ZM1 219V218H0ZM229 219V218H228ZM153 220H154V218H153ZM163 220V218L161 219V222H163L162 221ZM234 221V220H233ZM232 221V222H233ZM242 221H245V220H242ZM159 222V221H158ZM157 222V223H158ZM222 222H223V219H222ZM236 222V221H235ZM251 222H249V224H251ZM230 223H231V221H230ZM237 223V222H236ZM235 223V224H236ZM242 223V222H241ZM21 225V224H20ZM19 225V226H20ZM162 225V224H161ZM238 225H240V224H238ZM251 225H254V224H251ZM2 226V225H1ZM245 227H246V224L244 225ZM28 227H29V225H28ZM160 226L158 225V228H159ZM164 227H165V225H164ZM162 228V227H161ZM223 228V227H222ZM224 228L226 229L227 228V226H226V224H225V226H224ZM18 229V228H17ZM255 229V228H254ZM32 230V229H31ZM45 230V229H44ZM160 230V229H159ZM164 230H165V228H164ZM227 230V229H226ZM27 232H29L30 233V231H27ZM233 232V231H232ZM5 233V232H4ZM13 233V232H12ZM23 233V232H22ZM22 233L21 232H19V234H21L22 235ZM75 233V232H74ZM155 233H156V231H155ZM170 233V232H169ZM14 234V233H13ZM60 234V233H59ZM62 234V233H61ZM163 233H161V235H162ZM164 234H166V232H164ZM157 235H159V233L157 234ZM161 235H159V236H161ZM1 236V235H0ZM57 236V235H56ZM61 236V235H60ZM156 235H154L153 234V237H155ZM29 236H26V235H23L22 237H20V239H27V240H31L30 238H28ZM38 237V236H37ZM55 237V236H54ZM65 237V236H64ZM157 237V236H156ZM231 237V236H230ZM59 238V237H58ZM232 238V237H231ZM235 238V237H234ZM77 239H78V237H77ZM82 239V238H81ZM50 240H52V239H50ZM49 241V240H48ZM82 241V240H81ZM158 242H159V239L157 240ZM50 242V241H49ZM52 242V241H51ZM50 242V243H51ZM61 242V241H60ZM74 242H76V241H74ZM164 242H166V240L164 241ZM224 242V241H223ZM47 243V242H46ZM70 243V242H69ZM72 243H73V241H72ZM79 243H81V242H79ZM39 245V244H38ZM58 245V244H57ZM60 245V244H59ZM62 245V244H61ZM83 245V244H82ZM37 246V245H36ZM30 247V246H29ZM47 247V246H46ZM64 247H65V245H64ZM8 248H9V246H8ZM5 249V248H4ZM15 249H17V248H15ZM56 249V248H55ZM54 249V250H55ZM90 250H89V254L90 253H92V250H91V248H89ZM10 250V249H9ZM12 250V249H11ZM28 250V249H27ZM42 250V249H41ZM53 250V251H54ZM29 251H31V250H29ZM48 251V250H47ZM55 251H57V250H55ZM91 251V252H90ZM20 252H23L22 250L20 251ZM19 252V253H20ZM69 252V251H68ZM232 252V251H231ZM26 253V252H25ZM66 253V252H65ZM2 254H4V253H2ZM8 254H10V253H8ZM13 254V253H12ZM22 254V253H21ZM24 254V253H23ZM27 254V253H26ZM30 254V253H29ZM46 254V253H45ZM55 254V253H54ZM64 254V253H63ZM69 254H71V253H69ZM88 253H87V255L86 256H88L89 255ZM41 255V254H40ZM75 255V254H74ZM79 255V254H78ZM3 256V255H2ZM6 256V255H5ZM12 256V255H11ZM26 256V255H25ZM28 256V255H27ZM30 256V255H29ZM28 256V257H29ZM55 256V255H54ZM70 256V255H69ZM69 256H67V254H66V257H68L69 258ZM86 256H83V258H81V259H75L74 257L71 259V258H69V259H66V257L64 258V260H60V261H58V262H60V263H58V262H56L55 263V260L56 259H53V257H49V256H45V257H49L48 259H50L49 261V263H51L52 264V261L54 260V263L55 264H98V263H100V264H104V263H106V262H99V261H97V260H95V257H97V256H95V255H90V257L92 258V257H94V259H91L90 257H86ZM17 257V256H16ZM32 257V256H31ZM34 257H36V256H34ZM82 257V256H81ZM24 258V257H23ZM60 258H62V257H60ZM78 258V257H77ZM99 258V257H98ZM35 259V263H36V258H34ZM33 259V260H34ZM66 259V260H65ZM3 260V259H2ZM13 260V259H12ZM21 260V259H20ZM29 260H30V258H29ZM39 260H41L40 259V257H39ZM102 260H105V259H102ZM44 261V260H43ZM106 261V260H105ZM9 262V261H8ZM14 262V261H13ZM21 261H19V263H20ZM25 262V261H24ZM28 262V261H27ZM86 262V263H85ZM4 263V262H3ZM23 263V262H22ZM42 263V262H41ZM48 262H46V264H47ZM48 263V264H49ZM53 263V264H54ZM108 263V262H107ZM10 264H13V263H11L10 262ZM43 264V263H42ZM44 264H45V262H44ZM239 264V263H238Z\"/></svg>",
    "mask_w": 264,
    "mask_h": 264
}]
</instances>
